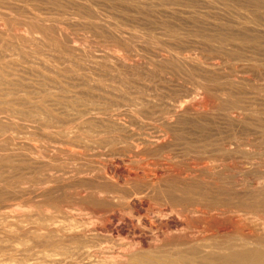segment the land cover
I'll return each instance as SVG.
<instances>
[{"label": "rangeland", "instance_id": "1", "mask_svg": "<svg viewBox=\"0 0 264 264\" xmlns=\"http://www.w3.org/2000/svg\"><path fill=\"white\" fill-rule=\"evenodd\" d=\"M3 1L5 2V4L3 3ZM37 1L36 0L35 1L34 0H29V1L28 0H0V8H1L0 9V30H2V31L5 30L4 32H6V34L8 33L9 36L12 34L11 37H8L7 35H4V37H0V41L1 42L3 41V43H4L3 44L0 42V45H1L0 46V67H1L0 73H2V76L0 74V77H2V78H0V81H1L0 82V88H1L0 98L2 96V98L0 99V109H2V111H0V114H4V111H5V114L8 115V116L0 115V117L2 116V119L0 118L1 119L0 120L1 121L0 126L4 123L3 127L1 126V128H0L1 132H3V133L0 132V137L2 138V140L0 138V143H1L0 145L3 146V147L0 146V151H1L0 154H2V152L6 151V150H7V152H9V153L6 152L5 154L3 152L4 156H2L3 154L0 155L1 156L0 157V160H1L0 161V164H1L0 168H2V169H0L1 170L0 171V176H1L0 179L2 178L0 181V186H1L0 191H2L3 188L5 187L4 191L0 192L1 196H3V197L0 196V207L2 206L0 208V212H1L0 213V222H1L0 225L2 226L3 223H4L3 227L4 226L7 227L8 225H10V227L9 226L7 227V230L5 227L3 228L0 226L1 236H3V238H5V239L8 238L5 240L0 236V239H1L0 240V250L1 251L3 250V252L0 251V255L3 254L0 256V258L4 257V258L15 259V260L25 259L27 261H29V259L30 260L33 259L32 260L33 263L41 262V259L39 258L40 253H38L40 251L39 249H41V248H38L39 247V244L37 243L38 241L33 240L35 238H33L32 233L29 234L30 229L32 230L31 226H35L34 225L35 223H33V222L38 217L37 216L38 212L41 213V215L43 214L42 216H44L46 214L43 212L49 211V213H51V214H54V215L57 214V219L59 222H60V220H62L61 219V217H62V218H64V220H62V223H65V222L69 223L71 220L70 216L73 214L79 213L77 216L76 215H73V216H75V217H84L85 216L84 218H86V217L89 218V216H91V211L93 209H97V208L101 209L102 207L103 208L109 207L110 204L108 203L109 204L108 205L107 202H102V201L98 200L96 198L97 197L96 194L90 195V197L84 198L83 196L90 192L89 189L86 190L84 187H80L81 188L80 189L79 187L76 186L78 184L77 180L79 178L83 177L85 179V177L86 178L87 177H94V176L96 177L98 175L100 177V176L104 175V173H105L104 171H103L104 172L103 173L102 171H100V169L97 168V166H94V165L98 164V163H96L97 161H99V160L103 161L104 159L106 160V162H111L112 160H114L112 162H114V166H117V168H120L122 166L120 168V169H122L124 166L130 170L133 169L132 170L133 172L138 171L139 173H142L143 171H145V170H143V168H146L145 164L148 162H151V161L157 162V163L162 164V165L165 162H171L172 161L171 163L174 165L175 168L177 167L178 169L180 168L182 170H186V168L188 169L189 164L195 166V164L199 165V164H202L204 162H207V163L210 162V164H212V165H216V164L221 165V167L223 168V171L220 174L219 173L217 174V175H221V176H216V174H215L212 178H209V180L210 179L211 180H210V183H208L207 185L205 184V182H202V179L207 180L208 177H204V178L201 177L200 179H198V180H200V182L196 181L195 184H193L194 186L191 185L192 187L182 186L177 180L176 181L179 184L177 182H175L174 178H173L174 180L172 178L169 179V182L171 180H173V182L171 181V183H174V184L170 183V185L167 187L168 192H166L165 195L168 197H174V198L176 197L175 199H178L180 196V198L178 199L179 201H177V202L180 203L181 205L183 204L182 206H184V207H194L197 205L198 206L199 205H202V206L205 205V206H208V207L213 208V209L219 210V208H220V210L225 211L227 214V217H225V220L224 219L222 220V221H224V223L226 222L227 227H230L229 225H231V223L229 224V222H232V226H235L238 224V225L243 226V227L245 226V228L247 230L250 229L251 231L256 232V229L258 226L259 227L264 226V197H263L264 196V118H263L264 117V17H263L264 16V0H257V2H256V0H139V1L138 0H123V1L122 0H112V1L111 0H37ZM147 1H149V2L147 3ZM85 2H86V4H85ZM77 3H78V5H77ZM116 3H117V5H116ZM41 4H43V5L41 6ZM113 4L115 7H112ZM101 5H103V6H101ZM130 5L132 8H130ZM49 6H51V7H49ZM52 7H53V9H52ZM54 7H56V8H54ZM57 7H58V9H57ZM68 7L70 8V10ZM12 8H13V10H12ZM67 8H68V10H67ZM41 9H42V11H40ZM179 9H181V10H179ZM10 10H12V11H10ZM132 10H134V11L132 12ZM175 12H176V14H175ZM81 13H83V14H81ZM12 14H14V15H12ZM43 14H44V16H43ZM30 15H31V17H30ZM157 15H159V16H157ZM39 16H40V18H39ZM128 17H129V19H128ZM13 18H15V19H13ZM27 18H30V19L27 20ZM208 18H210V19H208ZM19 19L22 21H20ZM66 20L67 21L69 20V21L67 22ZM42 21H44V22H42ZM6 24H8V25H6ZM64 24H66V25H64ZM42 25H44L45 27ZM104 28L105 29L107 28V29L105 30ZM238 28H239V30H238ZM58 29H60V30H58ZM6 30H8V31H6ZM57 30L60 31V33ZM13 31H14V34H13ZM19 31L21 32V35H20ZM42 32L45 35H43ZM17 33H18V35H15ZM119 34H121V35H119ZM14 35H15V37H14ZM5 36H7L8 38H5ZM25 36H27L26 39H24ZM61 36H63V37H61ZM21 37H23V38H21ZM11 39H12V41L14 40L13 42H15V44L13 42L12 43L10 42ZM29 39H31V40L29 41ZM37 40H38V42H36L37 43L36 44L35 41H37ZM24 41H26V42L24 43ZM28 41H29V43H28ZM63 41H66L69 44V46H71L72 49L71 50L67 49V47H66V45H64ZM31 42H32V44H31ZM34 43H35V45H34ZM153 43H154V45H152ZM2 44L4 45L3 47H2ZM5 44L7 45V47L5 46ZM17 44H18L19 48H17L18 47ZM20 45H21V48H24L25 50L20 49ZM42 46L44 48H42ZM4 47H6L7 49H5ZM143 47H145V48H143ZM12 48L14 49V52H13ZM58 48H59V50H58ZM2 49H4V50H2ZM8 49H10V50L7 52ZM254 49H256V50H254ZM19 50H20L21 55H19L20 53H18ZM67 50L71 53H68ZM104 51H105V53H104ZM148 51H150V52H148ZM4 52L6 54H4ZM15 52H17V53H15ZM38 52H39L38 56H35V55H37L36 53H38ZM109 53L111 56H109ZM85 54H87V55H85ZM166 54H168V55H166ZM1 55H3V56H1ZM30 55H32V56H30ZM142 55H143V57H142ZM116 56H117V58L120 57L122 62H118L116 60L117 59ZM150 56L152 59L150 58ZM32 57H34V58H32ZM97 57H99L100 59H97ZM105 57L107 59H105ZM84 58H86V59H84ZM108 58H110V59L108 60ZM111 58H113V59L111 60ZM156 58H158V59H156ZM165 58H166V60H165ZM182 58L184 60H182ZM114 59H115V61H114ZM162 59L165 61H162ZM123 60H125V61H123ZM112 61H114V62L112 63ZM116 61H117V63H116ZM85 62H87V63H85ZM89 62H90L89 66L91 68L86 65ZM123 62H125V63L127 62L128 66ZM115 63L119 64V65H117L118 67L116 66L117 68L116 67L113 68V66L116 65ZM94 64L98 65V66H93ZM122 64H125L124 67L122 66ZM129 64L133 67V70L130 68L131 66ZM211 64H213V65H211ZM2 65H4V67H2ZM140 65H142V68L140 67ZM125 66H127L128 68ZM215 66H216V68L218 67L219 69H216ZM5 67H7V69L4 71H1V70H3V68L5 69ZM93 67H98V68H93ZM168 67L170 70L168 69ZM211 67H213V68L211 69ZM102 69L103 70L105 69V70L103 71ZM184 69H185V71H184ZM131 70L134 73H132ZM162 70H164V71H162ZM223 70H225V71H223ZM7 71H8V73H7ZM150 72H151V75H150ZM6 73L7 74L10 73L9 74L10 76L7 75ZM129 73L132 75H130ZM221 75H223L224 77H222ZM5 76H6L7 80H5V78H3ZM22 76H23V78H22ZM154 76H155V78H154ZM218 76H221V77H218ZM188 77H189V79H188ZM165 78L167 80V83H166ZM8 80H9V82H8ZM48 80H49V82H48ZM109 80H111V81H109ZM5 82L7 84H5ZM124 83H126V84L124 85ZM1 84L3 86H1ZM32 84H33V86H32ZM40 84H41V86H40ZM133 88H134V90H133ZM187 88H189V89H187ZM42 89L45 91H43ZM118 89H120V90H118ZM113 90H115V91H113ZM4 91L6 93H4ZM22 91H23V93H22ZM46 91H48V92H46ZM169 91L171 93H169ZM10 92L11 93L13 92V94L14 93L15 94L11 95ZM4 95L5 96L7 95L6 96L7 98L4 97ZM171 95H173V96H171ZM64 96H66V98ZM119 96L123 97V98H120ZM8 97H10V98L12 97V98L10 99ZM19 97H21V98H19ZM39 97H41V98H39ZM48 97H50V99ZM33 98H36V99L34 100ZM2 99H4V100H2ZM5 99H7V100H5ZM25 99L28 100L29 102H31V104L27 103L28 101H26ZM141 99H143V100H141ZM176 99H177V101H176ZM8 100L14 101V102H12V101L8 102L9 105H11L12 107L8 105V103H7ZM16 100H20V101L25 100V103H24V101L20 102V101H16ZM51 100H52V102H51ZM144 100H146L147 103L143 102ZM3 101H4V103H3ZM37 101H38V103H37ZM11 102L14 105L11 104ZM18 102H20L22 104L18 105L17 104ZM32 102H33V104H32ZM142 102H143V104H142ZM186 102L189 104H187ZM1 103H3V104H1ZM167 103H168V105H167ZM191 103H192V105H191ZM63 104H65L66 106ZM181 104H183V105L187 104V105L195 106V108L193 107L192 111L189 110L190 112L184 111L185 113L184 112L182 113L183 117L181 116V114H179L180 116H177L176 115L177 111L180 112V110H181V107H180V106H182ZM20 105H22L23 107ZM47 105L48 106L50 105V107H48ZM157 105H158V107H157ZM2 106H4V107H2ZM19 106H20V108H18ZM32 106H34V107H32ZM64 106L66 107V109L64 108ZM142 106H144V107H142ZM24 107H25V109H23ZM209 107H211L212 110ZM11 108H13V109H11ZM27 108L28 109L30 108L32 111H28V113L25 115L29 114L32 116V118L30 117L29 119H27V116H26L25 121L27 122V120H28L29 123L31 122L30 123L31 125L28 122L26 123L24 120L22 121V119H24L22 117L25 116L23 114V112L26 113L28 110ZM45 108H47V109H45ZM72 108H73V110H72ZM18 109H19V111L21 110L20 112H22V114L17 111ZM41 109L43 111L44 110L45 111L43 112V111H41ZM9 110L12 111V113L9 112ZM15 110H16V112H18L20 114L15 113ZM99 110H101V111H99ZM160 110H161V112H160ZM7 111H8V113H7ZM34 111H35V113H33ZM174 111H176V112H174ZM31 112L33 115L30 114ZM37 112L41 113V114H38ZM45 112L48 114L45 117L46 120L44 119L43 116H40V118H39V115H45ZM14 113H15V115L16 114H18V115L15 116ZM236 113H238V114H236ZM36 114H38V116ZM74 114H76V115H74ZM153 114H155V115H153ZM202 114H204V115H202ZM68 115H70V116L72 115V116L70 117ZM174 115H176V117ZM207 115H209V116H207ZM56 116L58 118H56ZM104 116H106V118ZM108 116L110 119L107 118ZM9 117H12V119H9ZM51 117L52 118L54 117L55 119L54 118L53 119L55 121L57 119V121L56 122L53 121ZM102 117H103V119H102ZM139 117H142V118H139ZM206 117L207 118L209 117V119L206 120L207 119ZM210 117H212V118H210ZM42 118L44 119L46 124H45V122L43 123ZM49 118L52 121L49 120ZM73 118H75V119H73ZM3 119H5V120L3 121ZM104 119H107V120H104ZM111 119H113V121L119 120L118 122H120L122 120L120 123L121 124L124 123V125H126V129L128 128L130 130V128H131L130 131H128V129H127V131L130 132V133H128L129 135L124 133L123 130L120 131V128L119 129L115 128L111 122L112 121ZM10 120L16 121L17 123H15L13 121H11V122H13L12 124L5 123V122L10 121ZM18 120H20V121H18ZM33 120L34 121L37 120V122H35L36 124L34 123ZM100 120H101V122H100ZM134 120H135V122H134ZM143 120H145V121H143ZM58 121H61V122L58 123ZM108 121H110V122H108ZM179 121H181V122H179ZM165 122H166V124H165ZM126 123H128L130 126ZM131 123H132V125H131ZM169 124H171V125H169ZM12 125H14V126H12ZM44 125H46V127ZM9 126L12 128L11 130H10ZM23 126H24V128H23ZM41 126H42V129H41ZM98 126H100V127H98ZM173 126H175V127H173ZM221 126H223V127H221ZM43 127L45 128V130H43L44 129ZM104 127H105V129H104ZM171 127H172V129L175 130V132H174L175 135L173 134V136L169 138V139L174 138L173 140L171 139L173 143L170 144L171 146L169 145L170 148H166L167 150L166 149H165V151L162 150L164 153L162 151H160V152H158L159 154H157V155L153 154L154 156H152V154L151 155L150 154L142 155L143 158H138V160L143 159L142 162L140 160L139 163L134 162V161L132 163V161L128 159V158L132 157L131 156L132 153H129V155H130L129 156L128 152H127V156L124 155L125 156L124 158H122L123 157L122 154H120L121 156L118 154V153H121L120 149H126L127 148V145H128L127 142H129L127 140L128 136L131 137V135L134 136L136 134V136L138 135L139 137H142V136L146 135L147 133H148V135L150 134V135L154 136V135H156V133L158 134V131L166 130L167 128H171ZM7 128H9V129H7ZM60 128H61V130H59ZM63 128H65V130H67V131L63 130ZM67 128H69V129H67ZM5 129L8 131H6ZM37 129H39V130H37ZM47 129H49V130L46 131ZM51 129H54V130L52 131ZM16 130H17V132L19 131L20 133L19 132L16 133L15 132ZM21 130L23 133L21 132ZM72 130H74V132ZM118 130L120 132H118ZM137 130H139L140 133ZM38 131H40V132H38ZM43 131H45L46 133ZM49 131L51 132L52 135L49 134L50 133ZM56 131H58V132H56ZM61 131H63L62 132L63 134L61 133ZM131 131H133V132H131ZM8 132H9V134H8ZM36 132H37V134H36ZM47 132L49 134L48 137L46 136V135H48ZM52 132H54L55 135ZM67 132H69L68 135L65 134ZM113 132H115V133H113ZM122 132H123V137H121ZM206 132H207V134H206ZM4 133H6L7 135ZM11 133H14V134H11ZM38 133H40L41 137L38 135ZM76 133H78L80 135H78ZM92 133H93V135H92ZM132 133H134V134H132ZM1 134H3V135H1ZM113 134H115V136H113ZM116 134L119 135V138L117 137L118 135H116ZM11 135L13 137L10 138L9 136H11ZM72 135L75 137H73ZM76 135H78V136H76ZM2 136H4V138ZM7 136H8V139H7ZM80 136H83V138H80ZM114 137L117 140L111 139ZM200 137H201V139H200ZM59 138H61V139H59ZM123 138L126 139L127 142ZM131 138H128V139L131 141L138 139V137H136V139H135V137L133 139H131ZM3 139L8 140V144H6L7 141L3 140ZM10 139L12 141L14 140L13 144H12V141ZM69 139L73 140V141H77L76 145H75L76 147L74 146V144L69 145V142H68ZM82 139H84V140H82ZM86 139H88V140H86ZM121 139L124 143L126 142L127 144L122 143V141H120ZM113 140H114V142H112ZM1 141H3V143L5 142L4 143L5 145ZM41 141H42V143H41ZM115 141H118V142H115ZM18 142L19 143L21 142V144L16 146V144H18ZM66 142H68V145L71 148H73L76 151L82 152V155L84 154L82 156L84 159H81L84 161V163L80 159L77 160V162L73 161V162H71V164H68V165H61L60 163H55V165H52L51 167H49V170H48V167L38 168L35 165L30 166V165H32V163L29 160H23L22 159L24 156L23 150H24V152H26L28 150L27 152L29 153L30 152L29 149L33 148L32 146L36 145V146H40V147L45 148L46 147L45 145L48 144L47 148H51V147H53V144H54L55 146H59V145L61 146L62 145V147H63L64 146L63 144H65ZM32 143H34V145ZM79 143L81 145L83 143V145H82L83 147L80 146ZM89 143H92V144H89ZM113 143H115V145ZM117 143L119 144V146L117 145ZM24 144H25V146H23ZM26 144H29L31 147L26 146ZM6 145H8V146L10 145V146L7 148ZM21 145L24 148L21 147ZM68 145L66 143L65 147H68ZM78 145H79V149H78ZM84 145H85V147H84ZM11 146H12V148H11ZM19 146H20V148H19ZM115 146H117V147H115ZM1 147L4 150H2ZM17 147L20 150V152H18L16 155ZM104 147H107V148H104ZM26 148H29V149H26ZM90 148L91 149L94 148V150H91ZM118 148H120V149H118ZM88 149H89V151H88ZM115 149H117V150H115ZM13 150L15 153L12 152L10 154V151H13ZM104 150H105V152H104ZM108 150H109V152H106ZM110 151H112V152L110 153ZM173 151H175V152H173ZM101 152H102V154H101ZM168 152H170L171 154ZM115 153H117V154H115ZM13 154L16 155L17 157L12 156ZM103 154H105V155H103ZM86 155H89V157ZM116 155H117V158H116ZM147 155H150V156L148 157ZM5 157H10L12 160H10V158L4 159ZM14 157H16L15 160L17 159L18 162H17V160L16 161L13 160ZM18 157H19V159H18ZM120 157H121V159L127 160V161H125V163L120 164L118 166V165H116V163H117V160L119 161ZM20 158L22 160H20ZM166 158H171L172 160L167 161ZM207 158H208V160H207ZM144 159H146V160L144 161ZM187 159H188V161H187ZM7 160H10V162ZM181 160H183V161H181ZM3 161H5L4 162L5 164L1 163ZM21 161H27V162L24 163ZM28 161L30 164L28 163ZM85 161L86 162L88 161V162L86 163ZM19 162H21V164ZM92 162H94V163H92ZM187 162H189V163H187ZM7 163L10 165H8ZM80 163L83 164L84 166L81 165ZM129 163L132 164V166L131 165L128 166ZM3 164L5 167L8 166V169H9V171H11V173H12V171H15V170H16V172L18 171V173L13 172V174H15V176L17 175L15 177L16 179L13 178L14 177L13 174H12L13 176H11V174L9 173L10 174V176H9L8 171H7L8 169H7V167H6V169L4 168V166L2 167ZM24 164L26 167L23 166ZM19 165H22V166H19ZM69 165L71 167H69ZM17 166H19L21 168V170L19 169V167L17 168ZM11 167L13 169H11ZM23 167L25 170L23 169ZM27 167H29V168H27ZM33 167H34V169H38V171L34 170ZM54 167L55 168L57 167L56 169H58V171L54 170L55 169ZM93 167H94V170H92ZM31 168L33 171L31 170ZM136 168H140V169L136 170ZM59 169H60V171H59ZM81 169L84 170V172L79 173L78 170H81ZM50 170H52V172H49ZM86 170L90 171V172H87ZM98 170L101 173H99ZM2 171H4L5 173ZM19 171H22V172H19ZM34 171H37V172H34ZM69 171H71V172H69ZM92 171L95 173L91 174V173H93ZM64 173L68 174V176H65ZM127 173L128 172H124V175H127ZM1 174H4V175H1ZM44 174H46L48 179L46 178V176ZM56 174H58V175H56ZM86 174L88 176H86ZM43 175H44V177H43ZM80 175H81V177H80ZM89 175H92V176H89ZM7 176L9 178H7ZM21 176H23V179L21 178ZM27 176L29 178L30 177L31 178L28 179ZM49 176H51L50 178H53V180H56V181L59 179L57 181L58 183L56 181H55L56 182L55 183L52 180L53 184H51V185L54 186L55 188H53L51 186V188H52L51 189L50 187L47 186V184L43 183L45 181V179H46V181L51 180L49 178ZM63 176L65 178H63ZM11 177L13 178V181H12ZM18 177H19V179H17ZM54 177H56V178H54ZM72 177H74V178H72ZM99 177L98 178L96 177V178L100 179ZM40 178H41V180L43 179L42 183H40V181H41V180H39ZM75 178H77V179H75ZM215 178H217V179H215ZM9 179L13 183H11L9 181ZM73 179H74V181H72ZM212 179L214 181L215 180L216 181L214 182ZM5 180L7 182H5ZM233 180H234V183H233ZM15 181L16 182L19 181L21 184H18L19 182L16 183ZM61 181H64L65 183L64 182L61 183ZM68 182H70V183L75 182L76 187H74L73 184H70ZM216 183H217V186H216ZM6 184H8V186ZM12 184H14V185L12 186ZM71 185H73V186H71ZM208 185H210V186L213 185V186L210 187ZM11 186H12V189L14 188L13 190L11 189ZM56 186H57V188H56ZM198 186H200V188ZM6 187L10 188L11 192L7 191ZM177 187H178V189H177ZM20 188L23 191H21ZM33 188L35 189L34 191H33ZM83 188H84L85 192H84ZM15 189H17V190H15ZM36 189H39V191L37 192ZM55 189H58V190H56V192H55ZM61 189H62V191H61ZM193 189H194V191H193ZM203 189H205V190H203ZM14 190H15V194L13 193ZM18 190H19L20 195H17V194H19L17 192ZM45 190H47V191L50 190L51 192L48 191L49 194L44 195V193H47V191H45ZM5 191H7V192L5 193ZM57 191L60 192L59 193L60 196L58 195ZM204 191H206V192H204ZM222 191H225V192H223V194H222ZM23 192H24V195H23ZM41 192H43L42 193L43 195L41 194ZM53 192L56 194H54ZM184 192H186V193H184ZM8 193H11L13 196L8 194ZM207 193H208V195H207ZM21 194H22V196H21ZM28 194L30 195V197ZM32 194H33V196H32ZM34 194H36L37 196ZM175 194H176V196H175ZM6 195H10V196H12V198H10V196L8 197ZM14 195H16V196L14 197ZM5 196H6V198H5ZM23 196H25V197H23ZM110 196L112 197V195H110ZM177 196H178V198H177ZM113 197H115L117 200L122 199L120 196L116 197V195L115 196L113 195ZM181 197H182L183 201H181ZM202 197H204V198H202ZM3 198H5V200ZM13 198H16V200ZM22 198H24V200ZM50 198H51V200H50ZM187 198H189V199L187 200ZM212 198H213V200H212ZM2 199L5 202L8 199L7 203L12 202V207H9V206H11V203L9 205L8 204L5 205L4 202L1 203ZM77 199L80 201H78ZM30 200L31 201L34 200L35 203L32 201V203H33L32 204ZM42 200H45V203ZM46 200L47 201L50 200V202H52L54 200V202L49 203L51 205V207H50V205L46 206V203H48ZM74 200L76 202H74ZM186 200L188 203L186 202ZM190 200H193V201H190ZM205 200H207V201H205ZM27 201H29V202H27ZM184 201H185V203H184ZM42 202H43V204H42ZM57 202H60V203H57ZM119 202H120V205L116 207L117 211L121 215L127 217L128 211L123 209L124 206H122V205H124L125 200L124 199L122 201L118 200V203ZM99 203H101V204H99ZM210 203L213 205L211 206ZM1 204H3V205H1ZM44 204H45L47 209L45 208ZM52 204H55V205L57 204V206L55 207ZM104 204H105V206H104ZM165 204L166 203L164 202L163 199H161V200L159 198H158V200L152 199V202H150V205H148V207H146V208H148V209L152 208L151 209V211H152V210L157 209V207L158 208L164 207ZM189 204L190 205L192 204L193 206L192 205L190 206ZM209 204H210V206H209ZM27 205H30V206H27ZM5 206H7V207H5ZM83 206H84V208H83ZM120 206H122V207H120ZM8 207H9V209H8ZM86 207L87 208L89 207L91 209V211L89 210V208H88V210H86L87 209ZM48 208H50V210ZM51 208H53V209H51ZM121 208H122V210L120 211ZM34 209H38V210L36 211ZM76 210H78V211H76ZM3 212H4V214H3ZM5 212H7V213L9 212V213L5 214ZM10 212H11V214H10ZM32 213H34L36 215L32 216V215H34ZM59 213L62 215H60ZM17 214H18V216H17ZM12 215H14V216H12ZM21 215L23 216V218L25 220L24 224L19 223V221L14 220L15 216H16V218L19 217L20 219H23ZM82 215H84V216H82ZM25 217L27 219H25ZM58 217H60V218H58ZM231 217H233L232 220H231ZM65 218H67L68 222L65 220ZM226 218H228L229 221H228V219L226 221ZM30 219H32L31 220L32 224H31ZM13 220L18 224V226L15 225L16 224L15 222L13 223ZM36 220L38 221V219H36ZM216 220H217V222H216ZM218 220L219 219L215 218L214 223H213V219L211 222L213 224L222 222L221 220H219V221ZM233 220L237 224H235ZM238 220H239V223H238ZM9 221L10 222L12 221L11 222L12 227H11V224ZM63 221H65V222H63ZM27 222H28V224L29 223L30 224L29 225L26 224ZM7 223H8V225H6ZM13 225H15V226H13ZM23 225H24V227H22ZM26 225L28 227L30 225L31 226L28 228ZM26 227H27V229H26ZM13 228H14V230H13ZM16 228L19 231H17ZM19 228L21 229V232H23V233L20 232ZM22 228H23V230H22ZM11 230H12V232H11ZM8 231H10V232H8ZM26 232H28V233L26 234ZM2 233H3V235H2ZM19 234H21V235H19ZM8 235H10L11 237ZM20 236H21V238H24L26 236L29 243H26L24 241H23V243H21L20 240H18L20 238ZM9 237L12 239L13 238H15V239L12 240ZM101 237H99V238L100 239H106V238H103V236H101ZM235 237L231 236V238H233L231 241H235V239H237ZM26 238H24V239H26ZM117 238H115V241H113L114 239L110 240V238H109L108 240L106 239L107 241L106 240H104V241L98 240L101 243L98 241L97 242L99 245L101 244L100 245L101 247L99 246L101 248V250H103V251L105 250V252H106L111 247L119 248L122 244L129 241L128 238H123V237H117ZM227 238H228L227 240L230 241L231 238L229 236H227ZM9 239L11 241V243H10L11 246L9 244L10 241L8 242ZM3 241H4V243H3ZM116 241H117V243H116ZM12 243H13V245H12ZM111 243H113V244H111ZM17 245H19V246H17ZM36 245H38V247H36ZM12 246H14V247L16 246L15 249L17 247H19L20 248L19 251L12 248ZM106 248H108V249H106ZM22 249L24 251H26V253L24 251H22ZM262 249L264 250V247ZM263 250H260V254H262V255H260L261 257H259V255L257 256V258L255 259L256 262H254L255 264H264V260H263L264 251ZM12 251H14V252L16 251L15 252L16 255ZM31 251L32 252L36 251V252L32 253ZM226 251L224 252L225 254L224 253L222 254L223 257L225 256L223 258V260L221 258V262H224V264L231 262V261H228L229 256L233 255L230 259H236L237 258L234 251H230V250H226ZM228 252H230L231 254H229ZM10 253H12L15 258L13 257V255L11 257H9L11 255ZM17 253H20V254L18 255ZM29 253H31V255H33V256L29 255ZM226 253H227V255H229L228 257L226 255ZM243 253H244L243 255H245V256L246 255L249 256V254H250L251 256H249V258L253 256L249 252L248 253L243 252ZM26 254H27V256L29 255V257L30 256L31 257L30 258L28 257L29 259L25 258V257H27ZM240 254H242V253L240 252ZM17 255H18V257H17ZM23 255H25L24 258H23ZM225 258L226 259L228 258V260H226ZM258 258H260L261 261ZM36 259H38V262ZM250 260H251V258H250ZM32 261L31 262L29 261V262L32 263ZM232 262H231V264H232ZM45 263H43V264H45ZM254 263H252V264H254ZM46 264H50V263H48V261H47ZM233 264H236V261H234Z\"/></svg>", "mask_w": 264, "mask_h": 264}, {"label": "bare ground", "instance_id": "2", "mask_svg": "<svg viewBox=\"0 0 264 264\" xmlns=\"http://www.w3.org/2000/svg\"><path fill=\"white\" fill-rule=\"evenodd\" d=\"M29 1V0H28ZM35 1V0H34ZM37 1V0H36ZM112 1V0H111ZM123 1V0H122ZM139 1V0H138ZM22 2V1H21ZM38 2V1H37ZM55 2V1H54ZM59 2V1H58ZM57 2V3H58ZM121 2V1H120ZM133 2V1H132ZM149 1H147V3H148ZM204 2V1H203ZM256 2H257V0H256ZM3 3L5 4V2L3 1ZM23 3V2H22ZM28 3V2H27ZM34 3V2H33ZM43 3V2H42ZM100 3V2H99ZM98 3V4H99ZM105 3V2H104ZM118 3V2H117ZM117 3H116V5H117ZM125 3V2H124ZM155 3V2H154ZM153 3V4H154ZM247 3V2H246ZM7 4V3H6ZM51 4V3H50ZM56 4V3H55ZM59 4V3H58ZM68 4V3H67ZM72 4V3H71ZM85 4H86V2H85ZM142 4V3H141ZM161 4V3H160ZM165 4V3H164ZM191 4V3H190ZM17 5V4H16ZM28 5V4H27ZM43 4H41V6H42ZM77 5H78V3H77ZM80 5V4H79ZM89 5V4H88ZM93 5V4H92ZM135 5V4H134ZM144 5V4H143ZM223 5V4H222ZM29 6V5H28ZM27 6V7H28ZM39 6V5H38ZM47 6V5H46ZM52 6V5H51ZM51 6H49V7H51ZM68 6V5H67ZM73 6V5H72ZM76 6V5H75ZM81 6V5H80ZM101 6H103V5H101ZM120 6V5H119ZM141 6V5H140ZM139 6V7H140ZM148 6V5H147ZM189 6V5H188ZM238 6V5H237ZM12 7V6H11ZM20 7V6H19ZM23 7V6H22ZM21 7V8H22ZM48 7V6H47ZM112 7H115L114 6V4H113V6ZM123 7V6H122ZM136 7V6H135ZM151 7V6H150ZM153 7V6H152ZM54 8H56V7H54ZM69 8V7H68ZM68 8H67V10H68ZM120 8V7H119ZM118 8V9H119ZM130 8H132L131 7V5H130ZM148 8V7H147ZM154 8V7H153ZM157 8V7H156ZM201 8V7H200ZM227 8V7H226ZM251 8V7H250ZM1 9V8H0ZM7 9V8H6ZM16 9V8H15ZM48 9V8H47ZM46 9V10H47ZM52 9H53V7H52ZM57 9H58V7H57ZM109 9V8H108ZM123 9V8H122ZM146 9V8H145ZM199 9V8H198ZM241 9V8H240ZM12 10H13V8H12ZM12 10H10V11H12ZM34 10V9H33ZM39 10V9H38ZM69 10H70V8H69ZM75 10V9H74ZM88 10V9H87ZM114 10V9H113ZM117 10V9H116ZM131 10V9H130ZM135 10V9H134ZM134 10H132V12L134 11ZM139 10V9H138ZM176 10V9H175ZM179 10H181V9H179ZM221 10V9H220ZM227 10V9H226ZM229 10V9H228ZM249 10V9H248ZM26 11V10H25ZM31 11V10H30ZM40 11H42V9L40 10ZM73 11V10H72ZM81 11V10H80ZM98 11V10H97ZM104 11V10H103ZM183 11V10H182ZM212 11V10H211ZM261 11V10H260ZM131 12V11H130ZM163 12V11H162ZM179 12V11H178ZM24 13V12H23ZM27 13V12H26ZM128 13V12H127ZM135 13V12H134ZM241 13V12H240ZM35 14V13H34ZM81 14H83V13H81ZM96 14V13H95ZM111 14V13H110ZM141 14V13H140ZM173 14V13H172ZM175 14H176V12H175ZM182 14V13H181ZM12 15H14V14H12ZM20 15V14H19ZM33 15V14H32ZM226 15V14H225ZM43 16H44V14H43ZM54 16V15H53ZM63 16V15H62ZM113 16V15H112ZM111 16V17H112ZM151 16V15H150ZM157 16H159V15H157ZM156 16V17H157ZM177 16V15H176ZM15 17V16H14ZM20 17V16H19ZM30 17H31V15H30ZM36 17V16H35ZM70 17V16H69ZM83 17V16H82ZM175 17V16H174ZM190 17V16H189ZM221 17V16H220ZM264 17V16H263ZM22 18V17H21ZM39 18H40V16H39ZM105 18V17H104ZM219 18V17H218ZM13 19H15V18H13ZM30 18H27V20H29ZM36 19V18H35ZM34 19V20H35ZM45 19V18H44ZM106 19V18H105ZM128 19H129V17H128ZM136 19V18H135ZM208 19H210V18H208ZM5 20V19H4ZM20 20V19H19ZM40 20V19H39ZM88 20V19H87ZM7 21V20H6ZM20 21H22V20H20ZM67 21V20H66ZM69 21V20H68ZM67 21V22H68ZM72 21V20H71ZM107 21V20H106ZM186 21V20H185ZM195 21V20H194ZM217 21V20H216ZM42 22H44V21H42ZM47 22V21H46ZM60 22V21H59ZM238 22V21H237ZM8 23V22H7ZM26 23V22H25ZM33 23V22H32ZM71 23V22H70ZM107 23V22H106ZM158 23V22H157ZM162 23V22H161ZM207 23V22H206ZM53 24V23H52ZM68 24V23H67ZM76 24V23H75ZM108 24V23H107ZM117 24V23H116ZM6 25H8V24H6ZM64 25H66V24H64ZM79 25V24H78ZM84 25V24H83ZM129 25V24H128ZM42 26H44V25H42ZM69 26V25H68ZM110 26V25H109ZM228 26V25H227ZM8 27V26H7ZM12 27V26H11ZM10 27V28H11ZM45 27V26H44ZM83 27V26H82ZM143 27V26H142ZM197 27V26H196ZM9 28V27H8ZM47 28V27H46ZM189 28V27H188ZM2 29V28H1ZM4 29V28H3ZM12 29V28H11ZM19 29V28H18ZM48 29V28H47ZM83 29V28H82ZM99 29V28H98ZM102 29V28H101ZM105 29V28H104ZM107 29V28H106ZM105 29V30H106ZM232 29V28H231ZM234 29V28H233ZM25 30V29H24ZM55 30V29H54ZM58 30H60V29H58ZM57 30V31H58ZM86 30V29H85ZM117 30V29H116ZM238 30H239V28H238ZM5 31V30H4ZM4 31H2V30H0V37H4V35H7L8 37H11V35L9 36V34L7 33L6 34V32H4ZM6 31H8V30H6ZM16 31V30H15ZM50 31V30H49ZM112 31V30H111ZM244 31V30H243ZM20 32V31H19ZM31 32V31H30ZM59 33H60V31H58ZM126 32V31H125ZM257 32V31H256ZM29 33V32H28ZM37 33V32H36ZM43 33V32H42ZM51 33V32H50ZM58 33V34H59ZM254 33V32H253ZM13 34H14V31H13ZM114 34V33H113ZM224 34V33H223ZM239 34V33H238ZM15 35H18V33L17 34H15ZM15 35H14V37H15ZM20 35H21V32H20ZM19 35V36H20ZM23 35V34H22ZM43 35H45L44 33H43ZM119 35H121V34H119ZM246 35V34H245ZM255 35V34H254ZM7 36H5V38H8ZM256 36V35H255ZM254 36V37H255ZM26 37L27 36H25V38L24 39H26ZM31 37V36H30ZM38 37V36H37ZM40 37V36H39ZM61 37H63V36H61ZM70 37V36H69ZM253 37V36H252ZM21 38H23V37H21ZM36 38V37H35ZM99 38V37H98ZM218 38V37H217ZM216 38V39H217ZM71 39V38H70ZM133 39V38H132ZM136 39V38H135ZM149 39V38H148ZM172 39V38H171ZM251 39V38H250ZM31 39H29V41H30ZM33 40V39H32ZM58 40V39H57ZM105 40V39H104ZM109 40V39H108ZM146 40V39H145ZM153 40V39H152ZM14 41V40H13ZM12 41V39L10 40V42L12 43L13 42ZM29 41H28V43H29ZM42 41V40H41ZM74 41V40H73ZM137 41V40H136ZM1 42V41H0ZM26 41H24V43H25ZM36 42H38V40L37 41H35V43ZM52 42V41H51ZM64 42V45H66V47H67V49H69V50H71L72 48H71V46H69V44L66 42V41H63ZM71 42V41H70ZM165 42V41H164ZM182 42V41H181ZM213 42V41H212ZM1 43H3V41L1 42ZM14 44H15V42H13ZM19 43V42H18ZM35 43H34V45H35ZM124 43V42H123ZM138 43V42H137ZM151 43V42H150ZM149 43V44H150ZM204 43V42H203ZM4 44V43H3ZM2 44V47L4 46ZM31 44H32V42H31ZM37 44V43H36ZM39 44V43H38ZM40 45V44H39ZM49 45V44H48ZM152 45H154V43L152 44ZM230 45V44H229ZM1 46V45H0ZM5 46L7 47V45L5 44ZM17 46H18V44H17ZM73 46V45H72ZM151 46V45H150ZM1 47V48H2ZM6 47H4L5 49H7ZM16 47V46H15ZM79 47V46H78ZM85 47V46H84ZM252 47V46H251ZM10 48V47H9ZM17 48H19V46L17 47ZM26 48V47H25ZM42 48H44L43 46H42ZM83 48V47H82ZM125 48V47H124ZM142 48V47H141ZM143 48H145V47H143ZM159 48V47H158ZM162 48V47H161ZM189 48V47H188ZM196 48V47H195ZM20 49H24V48H21V45H20ZM38 49V48H37ZM46 49V48H45ZM62 49V48H61ZM97 49V48H96ZM132 49V48H131ZM2 50H4V49H2ZM10 49H8L7 50V52L9 51ZM12 50H13V52H14V49L12 48ZM18 50V49H17ZM25 50V49H24ZM31 50V49H30ZM29 50V51H30ZM41 50V49H40ZM44 50V49H43ZM58 50H59V48H58ZM83 50V49H82ZM81 50V51H82ZM230 50V49H229ZM254 50H256V49H254ZM68 51V50H67ZM66 51V52H67ZM75 51V50H74ZM106 51V50H105ZM105 51H104V53H105ZM161 51V50H160ZM248 51V50H247ZM250 51V50H249ZM259 51V50H258ZM36 52V51H35ZM53 52V51H52ZM103 52V51H102ZM148 52H150V51H148ZM147 52V53H148ZM165 52V51H164ZM193 52V51H192ZM254 52V51H253ZM15 53H17V52H15ZM18 53H20V50H19V52ZM34 53V52H33ZM68 53H71V52H69L68 51ZM114 53V52H113ZM134 53V52H133ZM144 53V52H143ZM146 53V52H145ZM245 53V52H244ZM4 54H6L5 52H4ZM28 54V53H27ZM37 55H35V56H38V54H39V52L38 53H36ZM60 54V53H59ZM154 54V53H153ZM152 54V55H153ZM171 54V53H170ZM186 54V53H185ZM18 55V54H17ZM16 55V56H17ZM19 55H21V53L19 54ZM58 55V54H57ZM61 55V54H60ZM85 55H87V54H85ZM155 55V54H154ZM166 55H168V54H166ZM225 55V54H224ZM1 56H3V55H1ZM5 56V55H4ZM30 56H32V55H30ZM75 56V55H74ZM81 56V55H80ZM109 56H111L110 55V53H109ZM121 56V55H120ZM165 56V55H164ZM190 56V55H189ZM239 56V55H238ZM256 56V55H255ZM6 57V56H5ZM13 57V56H12ZM48 57V56H47ZM52 57V56H51ZM56 57V56H55ZM86 57V56H85ZM108 57V56H107ZM142 57H143V55H142ZM147 57V56H146ZM155 57V56H154ZM153 57V58H154ZM161 57V56H160ZM163 57V56H162ZM206 57V56H205ZM241 57V56H240ZM22 58V57H21ZM32 58H34V57H32ZM59 58V57H58ZM70 58V57H69ZM87 58V57H86ZM86 58H84V59H86ZM104 58V57H103ZM115 58V57H114ZM116 58H117V56H116ZM115 58V59H116ZM150 58H151V56H150ZM168 58V57H167ZM175 58V57H174ZM233 58V57H232ZM244 58V57H243ZM9 59V58H8ZM23 59V58H22ZM51 59V58H50ZM56 59V58H55ZM90 59V58H89ZM97 59H100L99 57H97ZM105 59H107L106 57H105ZM110 58H108V60H109ZM113 58H111V60H112ZM115 59H114V61H115ZM123 59V58H122ZM152 59V58H151ZM156 59H158V58H156ZM169 59V58H168ZM173 59V58H172ZM5 60V59H4ZM7 60V59H6ZM35 60V59H34ZM92 60V59H91ZM118 62H122L121 61V58L119 57V58H117L116 59ZM165 60H166V58H165ZM165 60H163L162 59V61H165ZM170 60V59H169ZM174 60V59H173ZM177 60V59H176ZM175 60V61H176ZM182 60H184L183 58H182ZM13 61V60H12ZM63 61V60H62ZM104 61V60H103ZM114 61H112V63L114 62ZM117 61H116V63H117ZM123 61H125V60H123ZM139 61V60H138ZM172 61V60H171ZM178 61V60H177ZM66 62V61H65ZM108 62V61H107ZM110 62V61H109ZM130 62V61H129ZM142 62V61H141ZM219 62V61H218ZM63 63V62H62ZM85 63H87V62H85ZM115 63V64H116ZM123 63H125V62H123ZM139 63V62H138ZM153 63V62H152ZM181 63V62H180ZM198 63V62H197ZM60 64V63H59ZM77 64V63H76ZM89 64H90V62L88 63V64H86L87 66H89ZM93 64V63H92ZM126 65L128 64L127 62L125 63ZM125 64H122V66L124 67V65ZM156 64V63H155ZM164 64V63H163ZM179 64V63H178ZM190 64V63H189ZM227 64V63H226ZM11 65V64H10ZM75 65V64H74ZM113 65V64H112ZM117 65H119V64H116V65H114L113 66V68H115ZM121 65V64H120ZM130 65V64H129ZM139 65V64H138ZM211 65H213V64H211ZM257 65V64H256ZM6 66V65H5ZM78 66V65H77ZM93 66H98V65H93ZM128 66V65H127ZM127 66H125V67H127ZM131 66V65H130ZM134 66V65H133ZM155 66V65H154ZM168 66V65H167ZM182 66V65H181ZM186 66V65H185ZM2 67H4V65H2ZM43 67V66H42ZM90 67V66H89ZM118 67V66H117ZM116 67V68H117ZM137 67V66H136ZM140 67L142 68V65H140ZM151 67V66H150ZM184 67V66H183ZM188 67V66H187ZM1 68V67H0ZM91 68V67H90ZM93 68H98V67H93ZM128 68V67H127ZM126 68V69H127ZM132 70H133V67L131 66L130 67ZM206 68V67H205ZM213 67H211V69H212ZM215 68H216V66H215ZM7 69V67H5V69L3 68V70H1V71H4V70H6ZM12 69V68H11ZM26 69V68H25ZM84 69V68H83ZM149 69V68H148ZM147 69V70H148ZM168 69H169V67H168ZM183 69V68H182ZM190 69V68H189ZM204 69V68H203ZM216 69H219L218 67L216 68ZM215 69V70H216ZM17 70V69H16ZM103 70V69H102ZM105 70V69H104ZM103 70V71H104ZM132 70H131V72H132ZM170 70V69H169ZM181 70V69H180ZM197 70V69H196ZM207 70V69H206ZM14 71V70H13ZM23 71V70H22ZM49 71V70H48ZM127 71V70H126ZM162 71H164V70H162ZM184 71H185V69H184ZM199 71V70H198ZM208 71V70H207ZM214 71V70H213ZM222 71V70H221ZM223 71H225V70H223ZM230 71V70H229ZM247 71V70H246ZM20 72V71H19ZM25 72V71H24ZM35 72V71H34ZM69 72V71H68ZM89 72V71H88ZM128 72V71H127ZM130 72V73H131ZM139 72V71H138ZM137 72V73H138ZM141 72V71H140ZM147 72V71H146ZM180 72V71H179ZM4 73V72H3ZM7 73H8V71H7ZM6 73V74H7ZM27 73V72H26ZM37 73V72H36ZM129 73V74H130ZM132 73H134V72H132ZM169 73V72H168ZM182 73V72H181ZM208 73V72H207ZM237 73V72H236ZM244 73V72H243ZM1 74V76H2V73H0ZM10 74V73H9ZM9 74H7V75H9ZM28 74V73H27ZM51 74V73H50ZM143 74V73H142ZM149 74V73H148ZM170 74V73H169ZM176 74V73H175ZM195 74V73H194ZM214 74V73H213ZM4 75V74H3ZM13 75V74H12ZM56 75V74H55ZM62 75V74H61ZM95 75V74H94ZM97 75V74H96ZM99 75V74H98ZM112 75V74H111ZM110 75V76H111ZM117 75V74H116ZM130 75H132V74H130ZM150 75H151V72H150ZM157 75V74H156ZM190 75V74H189ZM246 75V74H245ZM10 76V75H9ZM8 76V77H9ZM75 76V75H74ZM101 76V75H100ZM104 76V75H103ZM102 76V77H103ZM142 76V75H141ZM144 76V75H143ZM162 76V75H161ZM168 76V75H167ZM214 76V75H213ZM222 77H224L223 75H221ZM221 76H218V77H221ZM99 77V76H98ZM101 77V78H102ZM148 77V76H147ZM203 77V76H202ZM212 77V76H211ZM0 78H2V77H0ZM3 78H5V80H7L6 79V76L5 77H3ZM22 78H23V76H22ZM44 78V77H43ZM108 78V77H107ZM110 78V77H109ZM137 78V77H136ZM154 78H155V76H154ZM195 78V77H194ZM145 79V78H144ZM184 79V78H183ZM188 79H189V77H188ZM202 79V78H201ZM205 79V78H204ZM239 79V78H238ZM15 80V79H14ZM47 80V79H46ZM56 80V79H55ZM70 80V79H69ZM123 80V79H122ZM139 80V79H138ZM150 80V79H149ZM159 80V79H158ZM165 80H166V78H165ZM221 80V79H220ZM3 81V80H2ZM35 81V80H34ZM53 81V80H52ZM74 81V80H73ZM106 81V80H105ZM104 81V82H105ZM109 81H111V80H109ZM119 81V80H118ZM121 81V80H120ZM160 81V80H159ZM192 81V80H191ZM212 81V80H211ZM214 81V80H213ZM222 81V80H221ZM1 82V81H0ZM4 82V81H3ZM7 82V81H6ZM5 82V84H7ZM8 82H9V80H8ZM15 82V81H14ZM42 82V81H41ZM48 82H49V80H48ZM57 82V81H56ZM89 82V81H88ZM124 82V81H123ZM129 82V81H128ZM141 82V81H140ZM244 82V81H243ZM83 83V82H82ZM122 83V82H121ZM166 83H167V80H166ZM171 83V82H170ZM206 83V82H205ZM3 84V83H2ZM1 84V86H3ZM11 84V83H10ZM24 84V83H23ZM57 84V83H56ZM63 84V83H62ZM69 84V83H68ZM91 84V83H90ZM120 84V83H119ZM126 83H124V85H125ZM140 84V83H139ZM138 84V85H139ZM143 84V83H142ZM174 84V83H173ZM21 85V84H20ZM85 85V84H84ZM88 85V84H87ZM110 85V84H109ZM128 85V84H127ZM179 85V84H178ZM19 86V85H18ZM32 86H33V84H32ZM40 86H41V84H40ZM56 86V85H55ZM54 86V87H55ZM122 86V85H121ZM144 86V85H143ZM147 86V85H146ZM191 86V85H190ZM197 86V85H196ZM47 87V86H46ZM77 87V86H76ZM91 87V86H90ZM217 87V86H216ZM230 87V86H229ZM4 88V87H3ZM2 88V89H3ZM32 88V87H31ZM53 88V87H52ZM75 88V87H74ZM73 88V89H74ZM97 88V87H96ZM102 88V87H101ZM100 88V89H101ZM143 88V87H142ZM147 88V87H146ZM149 88V87H148ZM24 89V88H23ZM27 89V88H26ZM51 89V88H50ZM104 89V88H103ZM116 89V88H115ZM126 89V88H125ZM131 89V88H130ZM138 89V88H137ZM141 89V88H140ZM187 89H189V88H187ZM212 89V88H211ZM217 89V88H216ZM43 90V89H42ZM47 90V89H46ZM62 90V89H61ZM95 90V89H94ZM102 90V89H101ZM118 90H120V89H118ZM129 90V89H128ZM133 90H134V88H133ZM151 90V89H150ZM149 90V91H150ZM172 90V89H171ZM209 90V89H208ZM213 90V89H212ZM231 90V89H230ZM0 91H1V88H0ZM3 91V90H2ZM34 91V90H33ZM43 91H45V90H43ZM113 91H115V90H113ZM178 91V90H177ZM189 91V90H188ZM227 91V90H226ZM9 92V91H8ZM16 92V91H15ZM25 92V91H24ZM41 92V91H40ZM46 92H48V91H46ZM83 92V91H82ZM118 92V91H117ZM120 92V91H119ZM221 92V91H220ZM1 93V92H0ZM4 93H6L5 91H4ZM18 93V92H17ZM20 93V92H19ZM22 93H23V91H22ZM43 93V92H42ZM41 93V94H42ZM108 93V92H107ZM116 93V92H115ZM132 93V92H131ZM137 93V92H136ZM169 93H171L170 91H169ZM175 93V92H174ZM10 94L11 95H14L13 94V92L11 93L10 92ZM38 94V93H37ZM40 94V93H39ZM85 94V93H84ZM83 94V95H84ZM139 94V93H138ZM184 94V93H183ZM8 95V94H7ZM6 95V96H7ZM24 95V94H23ZM94 95V94H93ZM119 95V94H118ZM5 95H4V97H6ZM9 96V95H8ZM16 96V95H15ZM14 96V97H15ZM44 96V95H43ZM46 96V95H45ZM88 96V95H87ZM148 96V95H147ZM167 96V95H166ZM171 96H173V95H171ZM186 96V95H185ZM224 96V95H223ZM13 97V96H12ZM11 97V98H12ZM54 97V96H53ZM65 98H66V96H64ZM95 97V96H94ZM120 97V96H119ZM118 97V98H119ZM194 97V96H193ZM207 97V96H206ZM1 98H2V96H1ZM0 98V99H1ZM7 98V97H6ZM8 98H10V97H8ZM10 98V99H11ZM19 98H21V97H19ZM18 98V99H19ZM32 98V97H31ZM39 98H41V97H39ZM46 98V97H45ZM49 99H50V97H48ZM61 98V97H60ZM70 98V97H69ZM97 98V97H96ZM102 98V97H101ZM120 98H123V97H120ZM126 98V97H125ZM169 98V97H168ZM34 100L36 99V98H33ZM2 100H4V99H2ZM5 100H7V99H5ZM26 100V99H25ZM25 100H23L24 101V103H25ZM78 100V99H77ZM107 100V99H106ZM126 100V99H125ZM141 100H143V99H141ZM154 100V99H153ZM187 100V99H186ZM226 100V99H225ZM10 101H12V100H10ZM9 100L7 101V103L8 102H10ZM16 101H20V100H16ZM15 101V102H16ZM23 101H20V102H23ZM26 101H28V100H26ZM46 101V100H45ZM48 101V100H47ZM109 101V100H108ZM127 101V100H126ZM169 101V100H168ZM176 101H177V99H176ZM216 101V100H215ZM6 102V101H5ZM12 102H14V101H12ZM11 102V104H13ZM20 102H18L17 104L19 105V104H22V103H20ZM40 102V101H39ZM49 102V101H48ZM47 102V103H48ZM51 102H52V100H51ZM59 102V101H58ZM130 102V101H129ZM143 102H146V100H144ZM143 102H142V104H143ZM149 102V101H148ZM185 102V101H184ZM3 103H4V101H3ZM3 103H1V104H3ZM6 103V104H7ZM23 103V104H24ZM27 103H30L31 104V102H27ZM37 103H38V101H37ZM76 103V102H75ZM101 103V102H100ZM114 103V102H113ZM134 103V102H133ZM147 103V102H146ZM187 103V102H186ZM16 104V103H15ZM32 104H33V102H32ZM52 104V103H51ZM83 104V103H82ZM95 104V103H94ZM93 104V105H94ZM104 104V103H103ZM102 104V105H103ZM108 104V103H107ZM136 104V103H135ZM174 104V103H173ZM187 104H189V103H187ZM183 105V104H181L182 106H180L181 107V110H180V112H178L177 111V116H180L179 114H181V116H182V113L185 111H192V108L194 107L195 108V106H191L192 105V103H191V105ZM194 104V103H193ZM217 104V103H216ZM5 105V104H4ZM8 105H9V103H8ZM14 105V104H13ZM29 105V104H28ZM37 105V104H36ZM63 105H65V104H63ZM86 105V104H85ZM122 105V104H121ZM129 105V104H128ZM131 105V104H130ZM145 105V104H144ZM154 105V104H153ZM165 105V104H164ZM167 105H168V103H167ZM170 105V104H169ZM196 105V104H195ZM9 106H11V105H9ZM20 106H22V105H20ZM20 106L18 107V108H20ZM25 106V105H24ZM48 106V105H47ZM61 106V105H60ZM59 106V107H60ZM66 106V105H65ZM64 106V108L66 109V107ZM71 106V105H70ZM96 106V105H95ZM110 106V105H109ZM119 106V105H118ZM136 106V105H135ZM138 106V105H137ZM141 106V105H140ZM171 106V105H170ZM2 107H4V106H2ZM12 107V106H11ZM15 107V106H14ZM23 107V106H22ZM21 107V108H22ZM32 107H34V106H32ZM48 107H50V105L48 106ZM84 107V106H83ZM100 107V106H99ZM104 107V106H103ZM142 107H144V106H142ZM156 107V106H155ZM157 107H158V105H157ZM172 107V106H171ZM218 107V106H217ZM9 108V107H8ZM7 108V109H8ZM116 108V107H115ZM114 108V109H115ZM122 108V107H121ZM130 108V107H129ZM140 108V107H139ZM151 108V107H150ZM167 108V107H166ZM178 108V107H177ZM176 108V109H177ZM209 108H211V107H209ZM5 109V108H4ZM3 109V110H4ZM10 109V108H9ZM11 109H13V108H11ZM23 109H25V107L23 108ZM28 109V108H27ZM26 109V110H27ZM30 109V108H29ZM27 110V112L26 113H24L23 112V114L25 115V114H27L28 113V111H32L31 109L30 110ZM37 109V108H36ZM40 109V108H39ZM38 109V110H39ZM45 109H47V108H45ZM54 109V108H53ZM52 109V110H53ZM90 109V108H89ZM93 109V108H92ZM117 109V108H116ZM127 109V108H126ZM216 109V108H215ZM6 110V109H5ZM25 110V111H26ZM64 110V109H63ZM62 110V111H63ZM72 110H73V108H72ZM71 110V111H72ZM98 110V109H97ZM107 110V109H106ZM112 110V109H111ZM135 110V109H134ZM175 110V109H174ZM211 110H212V108H211ZM219 110V109H218ZM0 111H2V109H0ZM18 112H20L19 111V109L17 110ZM23 111V110H22ZM41 111H43L42 109H41ZM45 111V110H44ZM43 111V112H44ZM49 111V110H48ZM76 111V110H75ZM83 111V110H82ZM99 111H101V110H99ZM143 111V110H142ZM141 111V112H142ZM189 111V112H190ZM197 111V110H196ZM9 112H11L12 113V111H10L9 110ZM18 112H16V110H15V113H18ZM39 112V111H38ZM37 112V113H38ZM50 112V111H49ZM65 112V111H64ZM84 112V111H83ZM90 112V111H89ZM154 112V111H153ZM160 112H161V110H160ZM174 112H176V111H174ZM184 112V113H185ZM199 112V111H198ZM223 112V111H222ZM7 113H8V111H7ZM15 113H14V115H15ZM21 114H22V112H20ZM20 113H18V114H20ZM33 113H35V111L33 112ZM75 113V112H74ZM96 113V112H95ZM203 113V112H202ZM211 113V112H210ZM18 114H16V115H18ZM30 114H32V112L30 113ZM38 114H41V113H38ZM38 114H36L37 116H38ZM50 114V113H49ZM69 114V113H68ZM77 114V113H76ZM76 114H74V115H76ZM88 114V113H87ZM90 114V113H89ZM158 114V113H157ZM164 114V113H163ZM196 114V113H195ZM198 114V113H197ZM214 114V113H213ZM236 114H238V113H236ZM0 115H6V116H8L7 114H5V111H4V114H0ZM15 115V116H16ZM23 115V116H24ZM33 115V114H32ZM35 115V116H36ZM46 115H48L46 112H45V115H39V118H40V116H43L44 117V119H45V117H46ZM52 115V114H51ZM81 115V114H80ZM85 115V114H84ZM98 115V114H97ZM114 115V114H113ZM136 115V114H135ZM153 115H155V114H153ZM176 115H174L175 117H176ZM189 115V114H188ZM202 115H204V114H202ZM201 115V116H202ZM240 115V114H239ZM11 116V115H10ZM27 116V119H29L30 117L32 118V116L31 115H25L24 117H22V118H24V119H22V121L24 120L25 121V117ZM29 116V117H28ZM53 116V115H52ZM68 116H70V115H68ZM72 116V115H71ZM70 116V117H71ZM87 116V115H86ZM111 116V115H110ZM199 116V115H198ZM207 116H209V115H207ZM234 116V115H233ZM250 116V115H249ZM4 117V116H3ZM79 117V116H78ZM105 118H106V116H104ZM125 117V116H124ZM173 117V116H172ZM183 117V116H182ZM205 117V116H204ZM238 117V116H237ZM1 119H2V116L0 117ZM15 118V117H14ZM19 118V117H18ZM21 118V117H20ZM35 118V117H34ZM38 118V119H39ZM48 118V117H47ZM52 118V117H51ZM54 118V117H53ZM52 118V120L53 121H55L54 119ZM56 118H58L57 116H56ZM107 118H109V116L107 117ZM112 118V117H111ZM116 118V117H115ZM139 118H142V117H139ZM162 118V117H161ZM169 118V117H168ZM207 118V117H206ZM210 118H212V117H210ZM231 118V117H230ZM248 118V117H247ZM264 118V117H263ZM0 119V120H1ZM9 119H12V117H9ZM37 119V120H38ZM43 119V118H42ZM44 119H43V123L45 122L44 121ZM73 119H75V118H73ZM72 119V120H73ZM102 119H103V117H102ZM110 119V118H109ZM182 119V118H181ZM190 119V118H189ZM209 119V117L206 119V120H208ZM239 119V118H238ZM251 119V118H250ZM5 119H3V121H4ZM37 120H33L34 121V123L35 122H37ZM46 120V119H45ZM49 120H51L50 118H49ZM51 120V121H52ZM71 120V119H70ZM104 120H107V119H104ZM112 121V124H113V126L115 127V128H120V131H122L123 130V132L124 133H126V134H128V133H130V132H128V131H130L131 130V128H130V130L128 129V131H127V129H126V125H124V123L123 124H121L120 122L122 121H120V122H118L117 120H115V121H113V119H111ZM126 120V119H125ZM136 120V119H135ZM135 120H134V122H135ZM147 120V119H146ZM177 120V119H176ZM195 120V119H194ZM213 120V119H212ZM243 120V119H242ZM11 121H13V120H10V121H7V122H5V123H7V124H12L13 122H15V123H17L16 121H13V122H11ZM18 121H20V120H18ZM56 121H57V119H56ZM55 121V122H56ZM74 121V120H73ZM72 121V122H73ZM76 121V120H75ZM83 121V120H82ZM98 121V120H97ZM140 121V120H139ZM143 121H145V120H143ZM211 121V120H210ZM258 121V120H257ZM26 122V121H25ZM27 122H28V120H27ZM26 122V123H27ZM59 122H61V121H58V123ZM100 122H101V120H100ZM108 122H110V121H108ZM138 122V121H137ZM179 122H181V121H179ZM204 122V121H203ZM208 122V121H207ZM206 122V123H207ZM0 123H1V121H0ZM14 123V124H15ZM29 123V122H28ZM31 123V122H30ZM29 123V124H30ZM33 123V124H34ZM42 123V124H43ZM64 123V122H63ZM78 123V122H77ZM170 123V122H169ZM4 124V123H3ZM3 124L1 125L2 127H3ZM36 124V123H35ZM38 124V123H37ZM45 124H46V122H45ZM65 124V123H64ZM73 124V123H72ZM91 124V123H90ZM126 124H128V123H126ZM165 124H166V122H165ZM178 124V123H177ZM18 125V124H17ZM31 125V124H30ZM29 125V126H30ZM57 125V124H56ZM76 125V124H75ZM102 125V124H101ZM109 125V124H108ZM129 125V124H128ZM131 125H132V123H131ZM169 125H171V124H169ZM176 125V124H175ZM179 125V124H178ZM219 125V124H218ZM223 125V124H222ZM1 126H0V128H1ZM6 126V125H5ZM11 126V125H10ZM9 126V127H10ZM12 126H14V125H12ZM27 126V125H26ZM36 126V125H35ZM38 126V125H37ZM45 127H46V125H44ZM82 126V125H81ZM80 126V127H81ZM112 126V125H111ZM112 126V127H113ZM130 126V125H129ZM204 126V125H203ZM247 126V125H246ZM18 127V126H17ZM16 127V128H17ZM20 127V126H19ZM22 127V126H21ZM40 127V126H39ZM66 127V126H65ZM98 127H100V126H98ZM103 127V126H102ZM101 127V128H102ZM137 127V126H136ZM173 127H175V126H173ZM184 127V126H183ZM201 127V126H200ZM221 127H223V126H221ZM5 128V127H4ZM23 128H24V126H23ZM27 128V127H26ZM25 128V129H26ZM29 128V127H28ZM44 128V127H43ZM50 128V127H49ZM71 128V127H70ZM88 128V127H87ZM100 128V129H101ZM134 128V127H133ZM166 128V127H165ZM3 129V128H2ZM7 129H9V128H7ZM12 128L10 127V130H11ZM15 129V128H14ZM22 129V128H21ZM31 129V128H30ZM41 129H42V126H41ZM40 129V130H41ZM67 129H69V128H67ZM76 129V128H75ZM104 129H105V127H104ZM114 129V128H113ZM208 129V128H207ZM4 130V129H3ZM6 130V129H5ZM20 130V129H19ZM37 130H39V129H37ZM43 130H45V128L43 129ZM49 129H47L46 131H48ZM52 131L54 130V129H51ZM57 130V129H56ZM59 130H61V128L59 129ZM63 130H65V128H63ZM80 130V129H79ZM83 130V129H82ZM115 130V129H114ZM150 130V129H149ZM183 130V129H182ZM209 130V129H208ZM207 130V131H208ZM220 130V129H219ZM6 131H8V130H6ZM13 131V130H12ZM27 131V130H26ZM42 131V130H41ZM65 131H67V130H65ZM64 131V132H65ZM69 131V130H68ZM73 132H74V130H72ZM90 131V130H89ZM92 131V130H91ZM108 131V130H107ZM110 131V130H109ZM119 130H118V132H120ZM135 131V130H134ZM137 131H139V130H137ZM217 131V130H216ZM0 132H1V130H0ZM14 132V131H13ZM16 133H18L17 132V130L15 131ZM21 132H22V130H21ZM32 132V131H31ZM38 132H40V131H38ZM43 132H45V131H43ZM50 132V131H49ZM56 132H58V131H56ZM63 131H61V133H62ZM70 132V131H69ZM69 132H67V133H65L66 135H68L69 134ZM96 132V131H95ZM104 132V131H103ZM123 132H122V136L121 137H123ZM131 132H133V131H131ZM174 132H175V130L174 129H172V127L171 128H167L166 130H161V131H158V134L156 133V135H148V133L146 134V135H144V136H142V137H139L138 135L136 136V134L133 136V135H131V137L130 136H128L127 137V140L130 142L131 140H129L128 138H131V139H133L134 137H135V139H136V137H138V139H136V140H134V141H131L130 143L129 142H127L126 141V139H124L127 143H128V145H127V148L126 149H120V148H118V149H120L121 150V153H118L119 155L120 154H122L123 155V157L122 158H124L125 156L124 155H126L127 156V152H128V155H129V153H132L131 154V158H128L129 160H131L132 161V163H133V161L134 162H137V163H139L140 162V160H138V158H143L142 157V155H146V154H152V156H154L153 154H159L158 152H160V151H162V150H164L165 151V149L166 148H170L169 147V145L170 144H172L173 142H172V140L174 139H169L170 137H172L173 136V134H174ZM181 132V131H180ZM186 132V131H185ZM211 132V131H210ZM213 132V131H212ZM227 132V131H226ZM1 133H3V132H1ZM20 133V132H19ZM23 133V132H22ZM35 133V132H34ZM46 133V132H45ZM53 134H54V132H52ZM60 133V132H59ZM71 133V132H70ZM106 133V132H105ZM113 133H115V132H113ZM117 133V132H116ZM135 133V132H134ZM134 133H132V134H134ZM139 133H140V131H139ZM138 133V134H139ZM205 133V132H204ZM209 133V132H208ZM4 134H6V133H4ZM8 134H9V132H8ZM11 134H14V133H11ZM36 134H37V132H36ZM47 134H48V132H47ZM49 134H51V132L49 133ZM49 134L48 135H46L47 137L49 136ZM63 134V133H62ZM76 134H78V133H76ZM90 134V133H89ZM98 134V133H97ZM104 134V133H103ZM145 134V133H144ZM194 134V133H193ZM206 134H207V132H206ZM1 135H3V134H1ZM7 135V134H6ZM32 135V134H31ZM34 135V134H33ZM38 135L40 136V133H38ZM52 135V134H51ZM55 135V134H54ZM78 135H80V134H78ZM78 135H76V136H78ZM92 135H93V133H92ZM99 135V134H98ZM97 135V136H98ZM116 135H118V134H116ZM175 135V134H174ZM189 135V134H188ZM202 135V134H201ZM215 135V134H214ZM218 135V134H217ZM30 136V135H29ZM37 136V135H36ZM38 136V137H39ZM43 136V135H42ZM45 136V135H44ZM57 136V135H56ZM73 136V135H72ZM113 136H115V134H113ZM125 136V135H124ZM141 136V135H140ZM208 136V135H207ZM210 136V135H209ZM3 138H4V136H2ZM6 137V136H5ZM10 138L11 137H13L12 135L11 136H9ZM34 137V136H33ZM41 137V136H40ZM73 137H75V136H73ZM99 137V136H98ZM112 137V136H111ZM118 138H119V135L117 136ZM197 137V136H196ZM1 138V137H0ZM50 138V137H49ZM56 138V137H55ZM80 138H83V136H80ZM79 138V139H80ZM105 138V137H104ZM180 138V137H179ZM7 139H8V136H7ZM13 139V138H12ZM25 139V138H24ZM47 139V138H46ZM51 139V138H50ZM59 139H61V138H59ZM111 139H115V140H117L115 137L114 138H111ZM200 139H201V137H200ZM1 140H2V138H1ZM3 140H6V139H3ZM11 140V139H10ZM16 140V139H15ZM30 140V139H29ZM48 140V139H47ZM46 140V141H47ZM57 140V139H56ZM63 140V139H62ZM66 140V139H65ZM82 140H84V139H82ZM81 140V141H82ZM86 140H88V139H86ZM7 141V143L6 144H8V140H6ZM12 141V140H11ZM14 141V140H13ZM13 141H12V144H13ZM22 141V140H21ZM54 141V140H53ZM103 141V140H102ZM119 141V140H118ZM118 141H115V142H118ZM120 141H122V139L120 140ZM195 141V140H194ZM2 143H3V141H1ZM23 142V141H22ZM25 142V141H24ZM40 142V141H39ZM57 142V141H56ZM64 142V141H63ZM68 142H69V145H73L74 144V146L76 145V142L77 141H73V140H68ZM68 142H66L67 143V145H68ZM91 142V141H90ZM112 142H114V140L112 141ZM111 142V143H112ZM125 142V143H126ZM176 142V141H175ZM197 142V141H196ZM216 142V141H215ZM214 142V143H215ZM5 143V142H4ZM3 143V144H4ZM41 143H42V141H41ZM52 143V142H51ZM65 143V144H66ZM71 143V144H70ZM81 143V142H80ZM79 143V144H80ZM87 143V142H86ZM104 143V142H103ZM102 143V144H103ZM122 143H124L123 141H122ZM124 143V144H125ZM126 143V144H127ZM198 143V142H197ZM204 143V142H203ZM220 143V142H219ZM1 144V143H0ZM11 144V145H12ZM15 144V143H14ZM19 144H21V142L19 143L18 142V144H16V146H18ZM23 144V143H22ZM33 145H34V143H32ZM31 144V145H32ZM63 144V143H62ZM65 144H63L64 146L62 147V145L60 146H55L54 144H53V147H51V148H47L48 146V144H44L46 147L45 148H43V147H40V146H32L33 148H26V149H29V153L27 152H24V150H23V153H24V156H23V160H29L31 163H32V165H30V166H33V165H35L36 167H38V168H44V167H48V170H49V167H51L52 165H55V163H60L61 165H68V164H71V162H73V161H76L77 162V160H81V159H84L82 156L84 155H82V152H79V151H76V150H74L73 148H71L69 145H68V147H65ZM89 144H92V143H89ZM98 144V143H97ZM114 145H115V143H113ZM112 144V145H113ZM5 145V144H4ZM40 145V144H39ZM51 145V144H50ZM82 145H83V143H82ZM81 144H80V146H82ZM117 145L119 146V144L117 143ZM193 145V144H192ZM0 146H2V145H0ZM7 146V148L10 146H8V145H6ZM5 146V147H6ZM23 146H25V144L23 145ZM22 145H21V147H23ZM26 146H30L29 144H26ZM90 146V145H89ZM99 146V145H98ZM101 146V145H100ZM124 146V145H123ZM171 146V145H170ZM173 146V145H172ZM202 146V145H201ZM213 146V145H212ZM3 147V146H2ZM1 147V148H2ZM15 147V146H14ZM31 147V146H30ZM70 147V148H69ZM76 147V146H75ZM83 147V146H82ZM81 147V148H82ZM84 147H85V145H84ZM115 147H117V146H115ZM215 147V146H214ZM11 148H12V146H11ZM19 148H20V146H19ZM24 148V147H23ZM22 148V149H23ZM87 148V147H86ZM101 148V147H100ZM104 148H107V147H104ZM114 148V147H113ZM46 149V150H45ZM78 149H79V145H78ZM91 149V148H90ZM109 149V148H108ZM175 149V148H174ZM173 149V150H174ZM195 149V148H194ZM205 149V148H204ZM222 149V148H221ZM2 150H4L3 148H2ZM12 150V149H11ZM19 149H18V147H17V149H16V155H17V153L18 152H20V150L18 151ZM45 150V151H44ZM91 150H94V148L93 149H91ZM115 150H117V149H115ZM167 150V149H166ZM203 150V149H202ZM9 151V150H8ZM22 151V150H21ZM87 151V150H86ZM88 151H89V149H88ZM96 151V150H95ZM101 151V150H100ZM169 151V150H168ZM181 151V150H180ZM4 152V154L7 152V150L6 151H3ZM3 152H2V154H3ZM12 152H14V150L13 151H10V154L12 153ZM98 152V151H97ZM103 152V151H102ZM102 152H101V154H102ZM104 152H105V150H104ZM106 152H109V150L108 151H106ZM112 151H110V153H111ZM163 152V151H162ZM173 152H175V151H173ZM214 152V151H213ZM0 153H1V151H0ZM7 153H9V152H7ZM15 153V152H14ZM26 153V154H25ZM90 153V152H89ZM114 153V152H113ZM117 153H115V154H117ZM164 153V152H163ZM168 153H170V152H168ZM205 153V152H204ZM208 153V152H207ZM2 154H0V155H2ZM4 154L2 155V156H4ZM161 154V153H160ZM171 154V153H170ZM203 154V153H202ZM7 155V154H6ZM9 155V154H8ZM16 155H12V156H16ZM19 155V154H18ZM23 155V154H22ZM21 155V156H22ZM103 155H105V154H103ZM150 155H147L148 157L150 156ZM169 155V154H168ZM181 155V154H180ZM207 155V154H206ZM226 155V154H225ZM20 156V157H21ZM86 156H88L89 157V155H86ZM91 156V155H90ZM100 156V155H99ZM111 156V155H110ZM121 156V155H120ZM130 156V155H129ZM1 157V156H0ZM17 157V156H16ZM16 157H14V159L13 160H15V158ZM115 157V156H114ZM145 157V156H144ZM8 159V158H10V157H5L4 159ZM107 158V157H106ZM109 158V157H108ZM116 158H117V155H116ZM127 158V157H126ZM125 158V159H126ZM147 158V157H146ZM154 158V157H153ZM156 158V157H155ZM211 158V157H210ZM2 159V158H1ZM18 159H19V157H18ZM21 158H20V160H22ZM86 159V158H85ZM110 159V158H109ZM119 159V158H118ZM120 159H121V157H120ZM119 159V161L117 160V163H116V165H120V164H123V163H125V161H127V160H123V159H121L120 160ZM150 159V158H149ZM167 159V161L169 160V161H171L172 159L171 158H166ZM186 159V158H185ZM201 159V158H200ZM218 159V158H217ZM10 160H12L11 158H10ZM10 160H7V161H9L10 162ZM17 160V159H16ZM15 160V161H16ZM96 160V159H95ZM94 160V161H95ZM116 160V159H115ZM143 160V159H142ZM142 160H141V162H142ZM146 159H144V161H145ZM151 160V159H150ZM153 160V159H152ZM160 160V159H159ZM158 160V161H159ZM194 160V159H193ZM207 160H208V158H207ZM214 160V159H213ZM1 161V160H0ZM29 161H28V163H29ZM83 163H84V161L83 160H81ZM80 161V162H81ZM97 161V160H96ZM110 161V160H109ZM112 161H114V160H112ZM106 162V160L104 159L103 161H97L96 163H98L97 165H94V166H97V168L98 169H100V171H104L103 173H104V175H102V176H100L99 177V175L98 176H96L97 178L99 177L100 179H97L95 176V178L94 177H85V179L82 177V178H79L78 180H77V182H78V184L76 185V183L75 182H73V183H70V182H68V183H70V184H73L74 185V187H84L86 190L87 189H89V193H87L86 195H84L83 197L84 198H86V197H90V195H95L96 194V198L98 199V200H100V201H102V202H107V204L109 203L110 204V206L109 207H105V208H101V209H99V208H97V209H93L92 211H91V209L89 208V210L91 211V216H89V218L88 217H86V218H84L85 216L84 215H82V216H84V217H75V216H73V215H78L79 213H77V214H73V215H69L70 217H71V220H70V222L69 223H66L65 221H63V222H65V223H62V220H64V218H62L61 217V219L62 220H60V222L58 221V219H57V214L56 215H54V214H51V213H49V211H46V212H43V213H45L46 215H44V216H42L41 215V213H37V218L36 219H38V221L35 219V221L33 222V223H35L34 225L35 226H31L32 227V230L30 229V231H29V234H31L32 233V236H33V238H35V239H33V240H36V241H38L37 243L39 244V247H38V245H36V247H38V248H41V249H39L40 251L38 252V253H40L39 254V258L41 259V262H38V259H36L37 260V262L38 263H33V259L32 260H30L29 258L31 257V256H33V255H31V253H29V255H31L30 257H29V255L27 256V254H26V256L27 257H25V255H23V258L25 257V258H28L29 259V261L31 262L32 261V263H30L29 261H27V260H25V259H20V260H18L17 258V260H15V259H10V258H0V264H43V263H47V261H48V263H50V264H224V262H221V258H222V260H223V258L225 257H223L222 256V254L226 251V250H230V251H234V253L236 254V256H237V258L236 259H230L232 256H229V255H227V253H226V255H227V257L229 258V260H228V258L226 259V260H228V261H233L232 262V264L234 263V261H236V264H252V263H254V262H256L255 261V259L257 258V256L259 255V257H261L260 255H262V254H260V250H263L262 248L264 247V226H262V227H259L258 225V227H257V229H256V232L255 231H251L250 229L249 230H247L246 228H245V226L243 227V226H240V225H238L237 223H235V221H234V223L235 224H237V225H235V226H232V222H229V224L231 223V225H229L230 227H227V224H226V222L224 223V221H222L223 219L225 220V217H227V214H226V212L225 211H223V210H220V208H219V210L218 209H213V208H210V207H208V206H202V205H197V206H194V207H184V206H182L180 203H178L177 201H179L178 199L180 198V196H179V198H178V196H177V198L178 199H175L174 197H168V196H166L165 195V193L166 192H168V186L170 185V183H171V181L173 182V180L175 179V182H179L182 186H190V187H192L191 185H193V184H195V182L196 181H199L200 182V180H198V179H200L201 177H208V179L207 180H204V179H202V182H205V184L207 185L208 183H210V180H209V178H212L215 174H216V176H221V175H217L218 173L220 174L222 171H223V168L221 167V165H212V164H210V162L209 163H207V162H204V163H202V164H195V166L194 165H190L189 164V168L187 169L186 168V170H182V169H178L177 167L175 168L174 167V165L171 163V162H165L163 165L162 164H159V163H157V162H148V163H146L145 164V167L146 168H143V170H145V171H143L142 173H139L138 171H132V170H130V169H128V168H126V167H124L123 166V168L122 169H120V168H117V166H114V162ZM154 161V160H153ZM181 161H183V160H181ZM186 161V160H185ZM187 161H188V159H187ZM204 161V160H203ZM220 161V160H219ZM223 161V160H222ZM5 161H3V162H1V163H4ZM17 162H18V160H17ZM21 162H27V161H21ZM21 162H19L20 164H21ZM86 162V161H85ZM88 162V161H87ZM86 162V163H87ZM116 162V161H115ZM130 162V161H129ZM161 162V161H160ZM224 162V161H223ZM92 163H94V162H92ZM131 163V162H130ZM129 163V165L128 166H132V164H130ZM187 163H189V162H187ZM214 163V162H213ZM217 163V162H216ZM5 164V163H4ZM4 164L2 165V167L4 166ZM8 164V163H7ZM16 164V163H15ZM14 164V165H15ZM27 164V163H26ZM30 164V163H29ZM81 164V163H80ZM79 164V165H80ZM90 164V163H89ZM215 164V163H214ZM1 165V164H0ZM8 165H10V164H8ZM12 165V164H11ZM17 165V164H16ZM15 165V166H16ZM75 165V164H74ZM81 165H83V164H81ZM91 165V164H90ZM126 165V164H125ZM187 165V164H186ZM19 166H22V165H19ZM19 166H17V168L19 167ZM23 166H25V164L23 165ZM29 166V167H30ZM77 166V165H76ZM84 166V165H83ZM138 166V165H137ZM136 166V167H137ZM252 166V165H251ZM7 167V169H8V166H6ZM6 167L4 166V168L6 169ZM26 167V166H25ZM29 167H27V168H29ZM35 167V168H36ZM69 167H71L70 165H69ZM91 167V166H90ZM3 168V169H4ZM10 168V167H9ZM15 168V167H14ZM26 168V169H27ZM55 168V167H54ZM57 168V167H56ZM54 169V170H57L58 171V169ZM87 168V167H86ZM134 168V167H133ZM226 168V167H225ZM0 169H2V168H0ZM11 169H13L12 167H11ZM10 169V170H11ZM19 169L21 170V168L19 167ZM23 169H24V167H23ZM33 169H34V167H33ZM51 169V168H50ZM138 169H140V168H136V170H138ZM257 169V168H256ZM25 170V169H24ZM31 170H32V168H31ZM34 170H37L38 171V169H34ZM46 170V169H45ZM47 170V171H48ZM92 170H94V167H93V169ZM142 170V169H141ZM231 170V169H230ZM233 170V169H232ZM1 171V170H0ZM8 171V174L10 173L11 174V176H13L14 175V177L13 178H15L16 176H15V174H13V172L15 173L16 172V170L15 171H12V173H11V171H9V169L7 170ZM33 171V170H32ZM37 171H34V172H37ZM59 171H60V169H59ZM72 171V170H71ZM71 171H69V172H71ZM74 171V170H73ZM87 171V170H86ZM99 171V170H98ZM99 171V173H101ZM227 171V170H226ZM2 172H4V171H2ZM1 172V173H2ZM19 172H22V171H19ZM45 172V171H44ZM49 172H52V170H50ZM48 172V173H49ZM63 172V171H62ZM77 172V171H76ZM78 172L79 173H81V172H84V170H78ZM77 172V173H78ZM87 172H90V171H87ZM93 172V171H92ZM124 172H128L127 173V175H124ZM141 172V171H140ZM5 173V172H4ZM16 173H18V171L16 172ZM41 173V172H40ZM47 173V174H48ZM54 173V172H53ZM95 172H93V173H91V174H94ZM226 173V172H225ZM241 173V172H240ZM7 174V173H6ZM10 174H9V176H10ZM13 174V175H12ZM50 174V173H49ZM55 174V173H54ZM59 174V173H58ZM58 174H56V175H58ZM65 174V173H64ZM71 174V173H70ZM89 174V173H88ZM227 174V173H226ZM1 175H4V174H1ZM19 175V174H18ZM23 175V174H22ZM27 175V174H26ZM30 175V174H29ZM33 175V174H32ZM40 175V174H39ZM38 175V176H39ZM45 176H46V174H44ZM44 175H43V177H44ZM34 176V175H33ZM52 176V175H51ZM51 176H49V178L51 177ZM65 176H68V174H65ZM74 176V175H73ZM86 176H88L87 174H86ZM89 176H92V175H89ZM215 176V177H216ZM224 176V175H223ZM226 176V175H225ZM1 177V176H0ZM3 177V176H2ZM5 177V176H4ZM28 177V176H27ZM57 177V176H56ZM56 177H54V178H56ZM60 177V176H59ZM76 177V176H75ZM80 177H81V175H80ZM7 178H9L8 176H7ZM12 178V177H11ZM10 178V179H11ZM13 178H12V181H13ZM21 178L23 179V176H21ZM31 178V177H30ZM29 177H28V179H30ZM34 178V177H33ZM46 178H47V176H46ZM63 178H65L64 176H63ZM72 178H74V177H72ZM78 178V177H77ZM77 178H75V179H77ZM173 179V180H171L170 182H169V179ZM2 179V178H1ZM1 179H0V181H1ZM4 179V178H3ZM6 179V178H5ZM10 179H9V181H10ZM16 179V178H15ZM14 179V180H15ZM17 179H19V177L17 178ZM48 179V178H47ZM51 180H47L46 181V179H45V181L43 182L44 184H47V186L48 187H50L51 188V184H53L52 183V180H53V178H50ZM215 179H217V178H215ZM8 180V179H7ZM39 180H41V178L39 179ZM38 180V181H39ZM59 180V179H58ZM57 180V181H58ZM67 180V179H66ZM177 180V181H176ZM209 180V181H208ZM213 180V179H212ZM224 180V179H223ZM20 181V180H19ZM19 181H17V182H19ZM23 181V180H22ZM21 181V182H22ZM25 181V180H24ZM28 181V180H27ZM42 181H43V179L40 181V183H42ZM54 182L56 181V180H53ZM56 181V182H57ZM70 181V180H69ZM72 181H74V179L72 180ZM76 181V180H75ZM208 181V182H207ZM214 181V180H213ZM216 181V180H215ZM214 181V182H215ZM5 182H7L6 180H5ZM11 182V181H10ZM16 182V181H15ZM16 182V183H17ZM37 182V181H36ZM46 182V183H45ZM55 182V183H56ZM62 182H64V181H61V183ZM177 182V183H178ZM240 182V181H239ZM11 183H13V182H11ZM39 183V182H38ZM58 183V182H57ZM65 183V182H64ZM75 183V184H74ZM176 183V184H177ZM178 183V184H179ZM233 183H234V180H233ZM3 184V183H2ZM5 184V183H4ZM9 184V183H8ZM8 184H6L7 186H8ZM18 184H21L20 182L18 183ZM67 184V183H66ZM171 184H174V183H171ZM200 184V183H199ZM198 184V185H199ZM230 184V183H229ZM11 185V184H10ZM9 185V186H10ZM14 184H12V186H13ZM37 185V184H36ZM57 185V184H56ZM61 185V184H60ZM68 185V184H67ZM73 185H71V186H73ZM76 185V186H75ZM197 185V184H196ZM5 186V185H4ZM12 186H11V189H12ZM18 186V185H17ZM21 186V185H20ZM66 186V185H65ZM194 186V185H193ZM208 186H210V185H208ZM213 186V185H212ZM212 186H210V187H212ZM216 186H217V183H216ZM1 187V186H0ZM19 187V186H18ZM43 187V186H42ZM53 188H55L54 186H52ZM69 187V186H68ZM172 187V186H171ZM189 187V188H190ZM199 188H200V186H198ZM5 188V187H4ZM4 188H3V190L2 191H0V192H3L4 191ZM16 188V187H15ZM31 188V187H30ZM29 188V189H30ZM35 188V187H34ZM33 188V191L35 190ZM56 188H57V186H56ZM84 188H83V190H84ZM196 188V187H195ZM194 188V189H195ZM207 188V187H206ZM215 188V187H214ZM223 188V187H222ZM6 189H7V191H9V192H11L10 191V188H7L6 187ZM9 189V190H8ZM14 189V188H13ZM12 189V190H13ZM19 189V188H18ZM28 189V190H29ZM49 189V188H48ZM52 189V188H51ZM59 189V188H58ZM58 189H55V192H56V190H58ZM73 189V188H72ZM81 189V188H80ZM79 189V190H80ZM177 189H178V187H177ZM186 189V188H185ZM194 189H193V191H194ZM208 189V188H207ZM211 189V188H210ZM216 189V188H215ZM214 189V190H215ZM247 189V188H246ZM15 190H17V189H15ZM15 190H14V194H15ZM20 190H21V188H20ZM26 190V189H25ZM24 190V191H25ZM32 190V189H31ZM37 190V192L39 191V189H36ZM69 190V189H68ZM190 190V189H189ZM198 190V189H197ZM203 190H205V189H203ZM220 190V189H219ZM260 190V189H259ZM7 191H5V193L7 192ZM21 191H23V190H21ZM20 191V192H21ZM30 191V190H29ZM28 191V192H29ZM41 191V190H40ZM45 191H47V190H45ZM48 191H50V190H48ZM47 191V193H44V195H48L49 194V192ZM60 191V190H59ZM59 191H57L58 192V195H59ZM61 191H62V189H61ZM176 191V190H175ZM199 191V190H198ZM209 191V190H208ZM211 191V190H210ZM229 191V190H228ZM236 191V190H235ZM234 191V192H235ZM241 191V190H240ZM246 191V190H245ZM18 193H19V190L17 191ZM32 192V191H31ZM51 192V191H50ZM67 192V191H66ZM84 192H85V190H84ZM204 192H206V191H204ZM218 192V191H217ZM223 192H225V191H222V194H223ZM22 193V192H21ZM43 192H41V194H42ZM54 193V192H53ZM83 193V192H82ZM184 193H186V192H184ZM198 193V192H197ZM213 193V192H212ZM242 193V192H241ZM8 194H10V195H12L11 193H8ZM17 194V193H16ZM52 194V193H51ZM54 194H56V193H54ZM168 194V193H167ZM206 194V193H205ZM234 194V193H233ZM10 195H6V196H10ZM17 195H20V193L19 194H17ZM23 195H24V192H23ZM29 195V194H28ZM34 195H36V194H34ZM39 195V194H38ZM43 195V194H42ZM57 195V196H58ZM110 195H112V197L110 196ZM113 195L115 196L116 195V197H121L122 199H118V200H125V203H124V205H122V206H124V208L123 209H125V210H127L128 211V215H127V217H125V216H123V215H121L118 211H117V209H116V207L117 206H119L120 205V202L118 203V200L115 198V197H113ZM171 195V194H170ZM173 195V194H172ZM196 195V194H195ZM198 195V194H197ZM207 195H208V193H207ZM221 195V194H220ZM219 195V196H220ZM237 195V194H236ZM247 195V194H246ZM0 196H1V194H0ZM6 196H5V198H6ZM13 196V195H12ZM12 196H10V198H12ZM16 195H14V197H15ZM21 196H22V194H21ZM32 196H33V194H32ZM37 196V195H36ZM41 196V195H40ZM50 196V195H49ZM52 196V195H51ZM60 196V195H59ZM175 196H176V194H175ZM184 196V195H183ZM182 196V197H183ZM190 196V195H189ZM206 196V195H205ZM212 196V195H211ZM251 196V195H250ZM1 197H3V196H1ZM7 197V198H8ZM23 197H25V196H23ZM29 197H30V195H29ZM35 197V196H34ZM39 197V196H38ZM44 197V196H43ZM182 197H181V201H183L182 200ZM216 197V196H215ZM264 197V196H263ZM5 198H3L4 200H5ZM28 198V197H27ZM32 198V197H31ZM41 198V197H40ZM49 198V197H48ZM57 198V197H56ZM63 198V197H62ZM158 198L161 200V199H163L164 200V202L166 203L165 204V206L164 207H157V209H155V210H152L151 211V209H148V208H146V207H148V205H150V202H152V199L154 200V199H156V200H158ZM202 198H204V197H202ZM210 198V197H209ZM220 198V197H219ZM240 198V197H239ZM3 199H2V201H1V203L2 202H4L5 203V205L6 204H10L11 203V206H9V207H12V202H10V203H7V200L9 199H7L6 200V202L5 201H3ZM13 199H15L16 200V198H13ZM23 200H24V198H22ZM33 199V198H32ZM45 199V198H44ZM59 199V198H58ZM64 199V198H63ZM67 199V198H66ZM83 199V198H82ZM81 199V200H82ZM116 199V200H115ZM189 198H187V200H188ZM222 199V198H221ZM20 200V199H19ZM50 200H51V198H50ZM50 200L49 201H47L48 203H46V206H49L50 204L49 203H52V202H54V200L52 201V202H50ZM56 200V199H55ZM78 200V199H77ZM151 200V201H150ZM187 200H186V202H187ZM212 200H213V198H212ZM236 200V199H235ZM10 201V200H9ZM13 201V200H12ZM31 201V200H30ZM34 203H35V201L34 200H32ZM32 201H31V203H32ZM42 201H44V203H45V200H42ZM68 201V200H67ZM78 201H80V200H78ZM83 201V200H82ZM95 201V200H94ZM190 201H193V200H190ZM205 201H207V200H205ZM246 201V200H245ZM14 202V201H13ZM25 202V201H24ZM23 202V203H24ZM27 202H29V201H27ZM70 202V201H69ZM73 202V201H72ZM74 202H76L75 200H74ZM84 202V201H83ZM124 202V201H123ZM160 202V201H159ZM163 202V201H162ZM196 202V201H195ZM224 202V201H223ZM26 203V202H25ZM57 203H60V202H57ZM96 203V202H95ZM182 203V202H181ZM184 203H185V201H184ZM188 203V202H187ZM186 203V204H187ZM192 203V202H191ZM194 203V202H193ZM207 203V202H206ZM250 203V202H249ZM255 203V202H254ZM14 204V203H13ZM22 204V203H21ZM33 204V203H32ZM31 204V205H32ZM42 204H43V202H42ZM63 204V203H62ZM99 204H101V203H99ZM106 204V205H107ZM108 204V205H109ZM152 204V203H151ZM155 204V203H154ZM195 204V203H194ZM202 204V203H201ZM211 204V203H210ZM210 204H209V206H210ZM1 205H3V204H1ZM53 206H57V204L55 205V204H52ZM59 205V204H58ZM97 205V204H96ZM103 205V204H102ZM160 205V204H159ZM190 205V204H189ZM192 205V204H191ZM190 205V206H191ZM213 204H211V206H212ZM248 205V204H247ZM246 205V206H247ZM27 206H30V205H27ZM42 206V205H41ZM44 206H45V204H44ZM46 206H45V208H46ZM99 206V205H98ZM104 206H105V204H104ZM122 206H120V207H122ZM193 206V205H192ZM221 206V205H220ZM227 206V205H226ZM2 207V206H1ZM0 207V208H1ZM4 207V206H3ZM5 207H7V206H5ZM9 207H8V209H9ZM50 207H51V205H50ZM76 207V206H75ZM225 207V206H224ZM40 208V207H39ZM43 208V207H42ZM83 208H84V206H83ZM87 208V207H86ZM88 208L86 209V210H88ZM96 208V207H95ZM227 208V207H226ZM260 208V207H259ZM4 209V208H3ZM2 209V210H3ZM41 209V208H40ZM39 209V210H40ZM47 209V208H46ZM49 210H50V208H48ZM51 209H53V208H51ZM55 209V208H54ZM58 209V208H57ZM56 209V210H57ZM62 209V208H61ZM60 209V210H61ZM68 209V208H67ZM1 210V211H2ZM5 210V209H4ZM34 210H38V209H34ZM33 210V211H34ZM64 210V209H63ZM122 210V208L120 209V211ZM231 210V209H230ZM229 210V211H230ZM59 211V210H58ZM57 211V212H58ZM62 211V210H61ZM76 211H78V210H76ZM126 211V212H127ZM250 211V210H249ZM68 212V211H67ZM125 212V211H124ZM1 213V212H0ZM7 212H5V214H6ZM9 213V212H8ZM7 213V214H8ZM69 213V212H68ZM72 213V212H71ZM75 213V212H74ZM3 214H4V212H3ZM10 214H11V212H10ZM32 214H34V213H32ZM60 214V213H59ZM29 215V214H28ZM31 215V214H30ZM36 214H34V215H32V216H35ZM60 215H62V214H60ZM67 215V214H66ZM65 215V216H66ZM130 215V216H129ZM12 216H14V215H12ZM17 216H18V214H17ZM22 216V215H21ZM20 216V217H21ZM64 216V217H65ZM129 216V217H128ZM10 217V216H9ZM6 218V217H5ZM14 218V217H13ZM12 218V219H13ZM22 218H23V216H22ZM33 218V217H32ZM58 218H60V217H58ZM69 218V217H68ZM215 218H217V219H219V220H221L222 222L221 223H215V224H213L214 223V219ZM232 218L233 217H231V220H232ZM8 219V218H7ZM25 219H27L26 217H25ZM212 219H213V223L211 222L212 221ZM227 219L228 218H226V221H227ZM5 220V219H4ZM14 220H16V221H19V223H22V224H24V222H25V220H24V218L23 219H20L19 217H17L16 218V216H15V218H14ZM13 220V223L15 222ZM32 219H30V221H31ZM65 220L68 222V220H67V218H65ZM218 220V221H219ZM248 220V219H247ZM8 221V220H7ZM28 221V220H27ZM228 221H229V219H228ZM262 221V220H261ZM10 222V221H9ZM8 222V223H9ZM12 222V221H11ZM11 222H10V224H11ZM216 222H217V220H216ZM1 223V222H0ZM8 223L6 224V225H8ZM16 223V222H15ZM228 223V222H227ZM238 223H239V220H238ZM241 223V222H240ZM21 224V225H22ZM26 224H28V222L26 223ZM30 224V223H29ZM28 224V225H29ZM31 224H32V221H31ZM3 225H4V223H3ZM3 225L1 226V227H3ZM16 226H18V224L16 223L15 224ZM15 225H13V226H15ZM20 225V224H19ZM251 225V224H250ZM9 227H10V225H8ZM7 226V227H8ZM27 226V225H26ZM29 226V227H30ZM5 227V226H4ZM3 227V228H4ZM7 227H5L6 228V230H7ZM11 227H12V224H11ZM20 227V226H19ZM22 227H24V225L22 226ZM28 227V226H27ZM27 227H26V229H27ZM28 227V228H29ZM254 227V226H253ZM2 228V229H3ZM21 228V227H20ZM19 228V229H20ZM256 228V227H255ZM25 229V230H26ZM5 230V229H4ZM10 230V229H9ZM13 230H14V228H13ZM16 230L17 231H19L17 228H16ZM22 230H23V228H22ZM8 232H10V231H8ZM11 232H12V230H11ZM20 232H21V229H20ZM25 232V231H24ZM21 233H23V232H21ZM28 232H26V234H27ZM12 234V233H11ZM25 234V233H24ZM25 234V235H26ZM2 235H3V233H2ZM7 235V234H6ZM19 235H21V234H19ZM0 236H1V233H0ZM8 236H10V235H8ZM30 236V235H29ZM31 236V237H32ZM101 236H103V238H106L107 240L110 238V240L112 239H114L113 241H115V238H117V237H123V238H128L129 239V241L128 242H126V243H124V244H122L119 248H116V247H111V248H106V249H108V251H106L105 252V250L103 251V250H101V244L99 245L98 244V242H100V241H98V240H106V239H100L99 237H101ZM227 236H229L230 238H231V236L232 237H235V238H237V239H235V241H231L233 238H229L230 239V241H228L227 239ZM2 238H3V236H1ZM11 237V236H10ZM9 237V238H10ZM13 237V236H12ZM226 237V238H225ZM24 238H26V236L24 237ZM24 238H21V236H20V238L18 239V240H20V242L21 243H23V241L24 242H26V243H29V241L27 240V238L26 239H24ZM102 238V237H101ZM3 239H5V238H3ZM2 239V240H3ZM6 239H8V238H6ZM5 239V240H6ZM10 239H12V238H10ZM10 239L8 240V242L10 241ZM13 239H15V238H13ZM12 239V240H13ZM118 239V238H117ZM1 240V239H0ZM106 240V241H107ZM121 240V239H120ZM28 241V242H27ZM98 241V242H97ZM7 242V241H6ZM111 242V241H110ZM3 243H4V241H3ZM11 243V241L9 242V244ZM17 243V242H16ZM20 243V244H21ZM101 243V242H100ZM103 243V242H102ZM105 243V242H104ZM116 243H117V241H116ZM6 244V243H5ZM19 244V245H20ZM111 244H113V243H111ZM12 245H13V243H12ZM16 245V244H15ZM19 245H17V246H19ZM117 245V244H116ZM10 246H11V244H10ZM22 246V245H21ZM100 246V247H99ZM118 246V245H117ZM3 247V246H2ZM16 247V246H15ZM15 247L14 246H12V248H14L15 249ZM11 248V249H12ZM99 248V249H98ZM19 247H17L15 250H17V251H19ZM27 249V248H26ZM25 249V250H26ZM32 249V248H31ZM246 249V250H245ZM243 250V251H242ZM248 250V251H247ZM1 251V250H0ZM22 251H24L23 249H22ZM21 251V252H22ZM264 251V250H263ZM1 252H3V250L1 251ZM14 254H15V252L14 251H12ZM20 252V253H21ZM25 253H26V251H24ZM23 252V253H24ZM32 252V251H31ZM36 252V251H35ZM35 252H32V253H35ZM227 252V251H226ZM240 252L242 253V254H240ZM243 252H249V253H251L253 256L252 257H250L251 258V260H250V258H249V256H251L250 254H249V256L248 255H243L244 253ZM20 253H17L18 255L20 254ZM22 253V254H23ZM28 253V252H27ZM229 254H231L230 252H228ZM263 253V252H262ZM11 255L9 256V257H11L13 254L12 253H10ZM225 254V253H224ZM233 254V253H232ZM1 255H3V254H1ZM0 255V256H1ZM16 255V254H15ZM18 255H17V257H18ZM36 255V254H35ZM263 255H264V253H263ZM235 256V255H234ZM244 256V257H243ZM13 257H14V255H13ZM35 257V256H34ZM38 257V256H37ZM254 257V258H253ZM263 257V256H262ZM15 258V257H14ZM36 258V257H35ZM259 260H260V258H258ZM250 260V261H249ZM263 260H264V258H263ZM262 260V261H263ZM225 261V260H224ZM227 261V262H228ZM261 261V260H260ZM36 262V261H35ZM231 262H229V263H227V264H231ZM45 263V264H46ZM226 263V262H225ZM258 263V262H257ZM255 264V263H254Z\"/></svg>", "mask_w": 264, "mask_h": 264}]
</instances>
